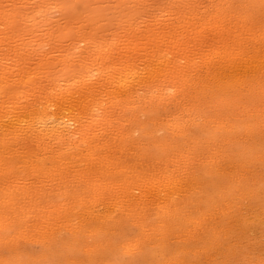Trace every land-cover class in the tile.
Masks as SVG:
<instances>
[{"label": "bare ground", "instance_id": "6f19581e", "mask_svg": "<svg viewBox=\"0 0 264 264\" xmlns=\"http://www.w3.org/2000/svg\"><path fill=\"white\" fill-rule=\"evenodd\" d=\"M27 1H28V4H29V0H27ZM32 1H34V0H32ZM46 1L50 2L52 0H46ZM55 1L60 2V3L62 2V3L60 4V3H57ZM69 1L68 2L70 4L68 2H66V1H65V3H63V1H59V0H54V2L57 3V4L53 3V1L51 3L55 4L56 6L59 5L60 8L62 6V9L64 7H66L65 5H66V3H68L69 7H67V9H69V10H66L67 11L66 12L63 9L65 14L68 13V11H70L71 9L74 11V14H76L78 11L75 12L76 9H77L75 6H77L78 2H80L79 4H83L81 2L84 1V0H82V1L81 0H72V2H71V0H69ZM106 1H108V0H106ZM112 1H114V0H112ZM143 1H145V0H143ZM188 1H190V0H188ZM197 1L198 0H196V2ZM214 1L218 3V4L216 3L217 7L220 5L218 8L215 6V8L218 9V10H223L221 15H222V17H225V18L220 19L221 18V15H219L220 13H218L220 18L217 17V18H219L221 20V21L219 20V22L223 23L224 19H228L229 18L228 16H227L228 18H226L227 11L229 12V10L232 7L236 6L235 5V4H237L235 2L236 0L235 1L234 0H218V1L214 0ZM4 2H5V0H3V3ZM38 2H43L44 3L45 1L44 0H42V1L40 0ZM47 2H45V3H47ZM85 2H86V4L84 3V8H88V7L91 6L90 3L87 4L88 1L85 0ZM103 2H101V3L103 4ZM110 2H109V4H111V5L113 3L114 4L118 3L116 1H114L112 3H110ZM125 2H123L121 4V7H122L123 4L125 5L127 3V2L126 3ZM177 2L179 4H181L179 2V0H177ZM186 2H187V0H186ZM192 2H195V1H192ZM192 2L189 3V4H191V6L188 9L190 13H188V12L185 13L188 3H185V1H184V4H181V5L183 6V8H185L184 9L185 10V12H184L185 14H190V16L194 17L195 14H196V12H195L196 8L198 6H201V5L198 4L200 1L197 2V5H196V2H195V6H196L195 7L194 5H192L193 4ZM209 2H211V1H209ZM243 2H244V0L242 1L241 4H238V5H240V6H242L243 4L244 5L245 4L246 5H250V3L252 4V2H255V0H252V2H250L249 4H247L248 1H247V3H245L246 1L244 3ZM24 3L27 4V2H24ZM32 3H35V2H32ZM32 3H30V4L32 5ZM94 3H93V5H94ZM207 3H208V1H207ZM238 3H240V1ZM30 4H29V6H30ZM35 4H37V3H35ZM53 4L52 5L51 4H49V5L45 4L46 6H43L44 5L43 4L42 6L44 7V9L45 8L46 9L44 10L40 6L42 8L41 11L42 10H44V12L46 10H51L52 11L53 10L52 8H54V7H52ZM100 4H97V5L100 6ZM200 4H203V3L200 2ZM208 4L206 5L207 8L209 6ZM97 5H96V7L98 8L99 6H97ZM184 5H186V6H184ZM213 5L214 4H212V7H213ZM244 5H243V7H244ZM6 6H7L6 4L0 5V8L1 7L4 8V9H2L3 11H1V9H0V11H1L0 13L3 14V16H1V17H6V14H7V17H8V18H3V20L1 19L0 23H3L4 19L6 21L8 20L9 22L13 21V24H10L9 22H8L9 24H7V23H5L6 21H4V24H6V25H4V24H2V25H4L3 27L5 29H7L5 32L8 34V37H9V33H13L14 34V32H15V35H12V37L10 36L9 38H7V37L5 38L4 37L5 38L4 40H2L3 37L0 38V46L2 45V43L4 45V46L0 47V50H2L0 52V238H1L0 242L2 241V239L4 237V233L6 231L14 230L15 231L14 236L16 238H19V239L21 237L28 238V237H30L32 235V237L33 236L34 237H38L40 239L39 241L43 240V243H47L48 242L47 243L48 246H47V244H45L47 247H49L50 245L51 246L55 245V243L58 242V241L65 242L63 244H66L65 247L67 249V252H72V251L74 252L76 250V251L82 253L83 255L85 254L84 257L87 256L93 261H96V260L98 261V259L95 258V260H94L93 257H91L92 249L97 250V249L101 248L102 250H104L103 253H102L103 255L105 254V252L108 253V254H105V256L110 254L111 249L116 250L115 252H117V253H121V254L123 253L124 256H125V254H127V256L129 255L130 258H131V260H129V262H132L130 264H164V262L166 261L167 258H169V261L171 260V258H174V256L170 257L168 255L171 251L169 253L167 252L168 253L167 254L168 257L166 255V253H164L165 251H167V249H166L167 248L166 246H168V245H166V244H168L167 243L168 242V238L167 237H170V236H168L170 233H176V232H179L181 230H186V231L190 232V231L198 229L199 227H203L204 228L206 225H208L209 228L214 227L215 225H218L217 227H219V226L223 225V222H226L227 218H231L230 216L232 214L229 215V213L230 212L232 213L233 208H236L235 206L232 208V211H230L228 213L229 216L227 214H224L223 212H224V206H230V203L232 205V202L236 203V201H238V198H240L242 196V195H240L239 197H237L236 196L237 191H235L236 189H240L241 190V187H239L240 185L238 184L240 182V178L238 179V175H237L238 174V170H237V172H235L234 170H230L229 168H232V167H231V165L229 163L228 164L230 166L226 165V166H229V168L224 169V166L221 165L217 161L218 159L212 158V156L213 157H214V155L218 156L221 153L220 157L222 155L225 158V162H227V160H229V161H231V164H232V163H234V162H236L238 160L237 159L238 157H239V161H240L242 156H243L241 154L246 152V149L244 148V147H246V145L249 147L250 152L252 154L255 153V152H252V150L254 149V147H252V143L255 142V141L257 143L258 140H256V138L253 137V136H249V134L252 135V133L254 132L252 130V133H251V129H253L252 126L253 127L254 126H258L257 127L258 128L257 132H259L260 135H262L261 131L264 130V106L259 105V102H262V100H258V98L260 96H261V98H259V99H262V96L264 95V78H263L264 74H261L263 71H261V73L259 71L260 70V68L258 66V64H260L258 62L259 59L254 58V59L257 60L258 64L254 63V62H250L251 60L255 61L253 59V57H252L251 60L247 59L248 61L247 60L244 61L245 58L242 59L243 55H245V53L247 54L246 51L249 49V48H246L247 50H244L245 49L244 48L243 51H245V53H243V51H242V45H243V43H245L244 38L249 36V34H248L249 32H250V35L253 32L255 41H254V39H252V40L254 42H257L258 44L259 43L264 44V33H262L263 35H259L261 33V32L259 33V31L260 30L262 31V26L260 25V21H257L259 23L258 25L261 26L260 30H259V28L255 27V26L253 27V25H255L257 23H254V21H253L254 24L252 25L251 24L252 22H249L251 24V25L249 23L247 24L249 29L250 30H253L255 28L256 29L253 30V31L248 30L249 32L247 33L248 27H246V26L244 27L246 30L244 28H242L244 30H241V27H239L240 25L245 23V20L242 19V18H243V16H244V18H246V17L242 13L241 14V15H243V16H241L242 18L241 17H238V18H239V20L240 19L244 20L243 21L244 23L242 22V24H241V21H242L241 20L240 21V25L237 24V25H239L238 26L239 28L237 27V29H236L235 28L236 26H232V25H234L233 23L238 21V20L234 19L235 22H233L234 20H231L232 21V25H231L232 27L225 23L229 29L227 27H225L226 25L223 23L224 27H225V29H224L223 25H220L221 24L220 23L219 25L216 24L218 26V28H216V25L214 26L216 28V30L214 31L213 30L214 29L213 25L215 23H214V21H213L214 24L210 23V21L212 20L211 18L214 19L215 18L214 16H216V15L210 16L211 20L208 18L209 19L208 22L211 24L210 26H208L209 23H205V22H207V20H206L207 18L204 17L205 15H201L202 11L201 12L199 11L201 13L199 15H201L203 18H205V19H203L201 17V19H203V21L206 20V21H204L203 24H207L205 26H207V28H210V29H208L209 30L208 33L212 32V30L214 31V32L210 33V34H212L211 36L208 35L209 37L205 35V38L208 37L210 39V37H211V39H213L215 37L213 35H215V34H216V36H217V34L219 35L218 39L221 38V39H219V41H221V42H215L216 39H214V43L215 44H213V41L211 40V44H213V45L208 43L207 39H204V43L207 40V43L210 44V48L211 49H210V51L208 50L209 51L208 52V51H204L203 50L204 49L203 45H202L203 43L202 44H200V43L198 44L197 43V42H199V40L201 41L204 38L203 35L206 32L204 31L203 28H205V26L202 27L203 24L201 26V23H200V26H198L200 28V30H201V27H202V29H203L202 32H205V33H203V35H201L202 33L198 30L199 28L197 27V24H195L196 27H197L195 29L190 28V26H189V24L192 23V21H193L192 19L193 18H190L191 22H189L188 21V20H190V19H188L189 16L183 17L179 13L181 15V16H179V14H177L179 16V18L183 17L182 19H179V20H181V25L178 24V22L176 21L177 22V24H176L177 27L180 26V31H177L179 29H177L175 27V29H177V30L172 28L173 30L170 29L171 31L167 32L168 29L166 27V29H167L166 33L158 34L157 33V29H159V28H156V29L154 28L155 29L154 30L153 27H152L153 32L152 31L150 32L148 28H145V27L142 28L144 30V32L141 30L144 33L143 37H145L146 39L143 38V37H142L143 39L142 38L141 39L145 40L147 42H151V43H148V44H151V45L154 44V43H157L158 48L155 45V47L157 48V49L155 48L156 50L154 49L153 51H151V49H149V51H150V53H149V51H147L148 48H147V50H146L147 52H146V51H144V48L142 47V49L141 48L140 49L143 51V53L141 52V54H139V52H137L138 50L133 48V46L130 45V44H129L130 46H128L130 51L129 50H124V49H127V47L125 48V46H122V47H124V49L122 50L123 54L124 53L127 54L128 51H129V53L133 52V54H135V56L133 55V58H132V53H131L130 59H127L126 57L122 58L123 54H121L122 56H120L118 58H120V59L122 58V60H120L119 62H114V58H116L119 55V53H120V52L119 53L117 52L116 53V57L114 56L115 51H117L115 49V47L117 49H119V48L122 49L121 47H119L120 43H118L119 44L118 45L116 43V41L114 42V40H113L114 44H112V45H115V43H116V45H118L119 48L116 45L112 46L111 43L109 42V41H111V40H109L110 38L103 40L105 38L104 36H101L103 34H101L100 36L102 38L103 37L104 38L102 39V41H100V38H98V37H100L99 36V33H100L99 31H98V33L97 32L96 33L93 32V34L95 33V35L98 34L97 35L98 40L93 38L91 32L89 33V30H90L91 26L93 25L92 20H91L92 25L90 26L89 25L90 24V21H89L90 17L89 16H87L88 18L86 16L84 17V15H85L84 14V15H82V17L87 18V19H85V21L87 23H85L84 18H82L81 15H80L81 14L80 13L81 11H80L79 12L80 14H78V15L76 14V16L77 17L79 16L78 18L83 20V21H81L82 24L84 22V24H87L88 27H89V29H88V33L89 34L86 33L87 30L85 29V33H83V36H82L81 33L84 32V29H80L79 28V31H80V34H81L82 38H86L85 36L88 34L87 35L88 42L87 43L85 42L86 39H82V40H84L86 45L88 44V46H85V44H83L85 50H87V54H89L91 52V56L90 57L92 59H91V63L89 62V65H88V67L91 66V68H88L86 66L87 68H85V72L82 71L83 72L82 74L81 73L80 74H76V75H71L70 74L71 76L66 74V75L69 76V77L66 78L65 74H64V76L62 75L63 71H64V73H66L65 71L69 67L72 68L71 66H67L68 65L67 63H69V61H71V59H72V61H73V62L71 61L72 63H74V61L76 62L75 66L78 64L77 63V61H78L77 59H76L77 61L73 60V59H75V58L80 56L79 55L80 51L78 53V50H80V48H78V46H79L77 44L78 42L75 41L76 42V46H77V51H76V49L75 50L74 49L73 50L69 49V48H72V46L75 47V45H72V43L74 41L69 43L70 44V47L68 46L69 48L63 46L65 44L60 45V46H63V48H59V47H57V49L55 48L54 51L63 49V50H65V52L62 50L64 52V53L62 52V55H63L62 57H61V54L57 55V53L59 54V52H56V51H55L56 53L52 52V54H54V55L56 54L58 57L60 56V58H57V57H56L57 59L54 58V61H52L53 59L51 60V57L52 56L54 57V55L50 56V53L48 54V52L52 51V50L47 48L48 52H46V53L49 55V59L50 60L46 59V57H47L46 54L45 55L40 54V56L38 55L39 58L37 57L38 59H36L34 61V63L36 62L35 66H34V63L30 62L32 64V66H31V64H29L28 66H30V67H28L27 64L29 62L28 60H30L29 57L32 58L31 56H33V54H36V52L33 53L30 50V49L34 48L36 44L34 45L33 42L31 43V41L29 42V40L30 39L33 40V41H35L37 39L39 40L40 38L45 36V34H43L45 32V30L42 29L44 31H42L43 33L40 34V36L37 33V35L39 37L36 35L37 37L34 38L35 40L32 39V38H29L27 36L29 38V40L27 42L32 44V45H34V46L32 47V45H30L31 46V48H30V46L25 45V46H28L30 51L28 50L27 47L23 48L24 47L23 45L26 42H23V39H20L22 36H20L18 34V33H20V32H18V29H19V27H21V26L18 25V24H20L19 20H18V17H20V16H18V17L16 16L18 12H16V15L13 13L16 10V8L14 7V9H13L14 11H12V13L14 15V18H12L13 17V15H12V16H10L12 18V20H9L10 17L8 16V13H9V15L11 14V11H10L11 9L9 8L10 10L6 11L8 13L4 14V12H5L4 10H6ZM34 6L32 8H36V5H34ZM47 6H51V8L49 7L50 9L49 8L47 9ZM204 6H205V4H204ZM243 7H240V8L242 9ZM29 8L30 7H28V9ZM84 8H83V5H82V9H84ZM106 8H107V6H106ZM111 8H113V6ZM199 8L200 7H198L197 10ZM215 8H214V10L216 11ZM259 8L261 10V7H259ZM36 9L37 10L33 9V11H32L33 15H35V13L36 14L37 13L38 14H43L44 13L43 11H42L43 13L41 11H40L41 13L39 12L40 8H36ZM105 9H102V10H105ZM236 9H235V11H236ZM57 10L60 11V9H57ZM89 10H88L86 15L90 14ZM113 10H115V7L113 8ZM123 10H125V9H122V13H123ZM208 10L209 9H207V11L206 10L205 11L208 13ZM242 10H241V12H242ZM34 11H35V13H34ZM92 11H90V12L92 13ZM235 11H231L232 18L234 17L232 12H234L236 14ZM249 11L250 10H247V13H246L248 16L250 14ZM261 11H263V10H261ZM238 12H237V14H238ZM241 12H239V13H241ZM255 12H256V10H255ZM30 13H31V9H30ZM46 13H48V11L44 13L47 16ZM55 13H56V11H55ZM83 13H84V11L82 12V14ZM120 13H121V11L119 12V14ZM130 13H131V11H130ZM65 14H64V18L67 15V14L66 15ZM109 14H111V13L109 12ZM114 14H115V12H114ZM45 15L43 17L41 16L42 17V21L45 20L44 18H47V17H45ZM61 15H62V13H60V16ZM69 15H68V17H72V19L74 18V21H75V19H76L75 15H73V14H71L70 16ZM103 15H105V14H103ZM128 15H129V13H128ZM133 15H134V13L132 14V16ZM31 16H32V14H31ZM52 16H55V15H52ZM56 16L58 17V15H56ZM100 16H101V14H100ZM238 16H240V15L238 14ZM35 17H36V19L34 17H31V18H33V20H35L36 23H39L37 21V19H39L40 15H38V17L35 15ZM173 17H175L174 14H173ZM16 18L18 20V24L15 25L14 21H16V23H17ZM94 18L100 20L101 17H99V18L98 17L97 18L94 17ZM103 18H102V20H103ZM196 18H197V16H196ZM255 18H256V15H255ZM261 18L264 20V18L262 16H261ZM72 19L70 18V20H69V18H67V22L70 21V23L73 24L74 21H72ZM80 19H79L78 23H81ZM91 19H92V17H91ZM95 19H93V20H95ZM127 19L122 20V21L126 22ZM168 19H170L172 21V18H167V22L169 21ZM176 19H178V18L176 17ZM197 19H195L194 21H196ZM33 20L31 22V24L33 22H35ZM54 20H55V18H54ZM105 20H107V17H106ZM199 20H197L198 23H199ZM251 20H253V19H251ZM263 20H261V24H262ZM39 21H41V18H40ZM48 21L50 22V20H48ZM63 21L65 22L66 19L63 20ZM116 21L117 20H115V23H116ZM120 21L121 20H119V22ZM161 21L156 20L157 24L160 23ZM225 21H227V20H225ZM246 21H247V19H246ZM49 22H46V24L48 23V26H49ZM95 22H96V20H95ZM134 22H135V20H134ZM156 22H155V24H156ZM167 22H166V24L163 23V26H164V24L165 25H167V24L169 25L170 24L169 26L171 28L172 24L171 23H167ZM201 22H202V20H201ZM230 22H229V24H230ZM238 22H236V23H238ZM96 23H98V22H96ZM130 23H128V25ZM53 24H55V23H53ZM53 24H51V25L54 26ZM61 24H63V23H61ZM68 24H69V22H68ZM153 24H154V22L152 24H149V26L153 25ZM155 24L153 26H155ZM9 25L10 26L13 25V26L10 27ZM57 25H58V23H57ZM87 25H85L84 27H86ZM159 25H161V24H158V26ZM192 25H193V23H192ZM5 26L8 27L9 29L6 28ZM16 26L18 28H16ZM35 26H37V25H35ZM35 26H32V27H35ZM60 26L61 25L57 26V29H59L58 27H60ZM78 26H80V25H78ZM119 26H121V25H119ZM132 26H133V23L130 24L131 28H132ZM183 26L185 28L187 27L189 29V31H188V29L186 28L187 31L190 32L191 35L190 34H185V32L183 33V30H182V33H181V28ZM3 27L2 26L0 27V30H1L0 31V37H1V35L2 36H4V35L7 36V34L4 32L5 29L3 30ZM13 27H15L17 30L14 29ZM29 27H30V25H29ZM32 27H31V29H32ZM84 27L82 26V28H84ZM88 27H86V28H88ZM172 27H173V25H172ZM211 27H213V28H211ZM233 27H234L235 30L233 29ZM12 28L14 29V31H11ZM50 28L51 27H49V29ZM55 28H56V25H55ZM55 28L53 27V29H52V30L56 31L55 32L56 33L55 38L58 37V35L61 37L64 34V32L67 35L70 32H71V34H73L72 36H74V34L77 35L76 33H72V31H73L72 28H74V30H77L78 27H77V29L75 27H73V26H72V28L69 27L67 29L68 30V32H67V30H65V28H63L61 26L60 30H59L60 33H58L57 29H55ZM123 28H124V26H123ZM96 29H97V27H96ZM145 29L148 30L149 33H146ZM162 29L164 30V28H162ZM238 29L240 31H238ZM30 30H29V33H30ZM99 30L101 31V29H99ZM129 30L132 31V29H130V28H129ZM256 30H258L257 35H255L256 33H254V31H256ZM19 31H20V29H19ZM51 31H48L50 33L45 32L46 36H49L53 32L52 33L53 36H52V34L50 36L54 37V31H52V32ZM118 31H120V28H119ZM133 31L136 32V33L133 32V34H136V35L138 34L136 30H133ZM139 31L140 30H138V32ZM141 31H140V34H141ZM34 32H35V29H34ZM61 32H63V33H61ZM76 32L79 33L78 31H76ZM107 32H108V30H107ZM122 32L123 31H121V33ZM161 32H162V30L159 31V33H161ZM220 32H221V34H220ZM243 32H245V33L243 34ZM47 33H48V35H47ZM121 33H119V34H121ZM129 33H131V32H129ZM145 33H146V35H145ZM199 33H201V34H199ZM222 33L226 34V37L223 36ZM20 34L24 36V34H26V33H24V34L20 33ZM110 34H112V33H110ZM89 35H90V37L92 36L91 40H89L90 39ZM104 35L108 36L106 34H104ZM184 35H186V37ZM187 35H190V36L188 37ZM199 35L202 36L203 38L200 37ZM227 35H229V36H227ZM244 35H246V36L244 37ZM78 36L81 37L80 35H78ZM135 36H133V35L130 36V39H133L132 37H135ZM51 37H50V39L52 40L53 38H51ZM71 37H68V38L71 39ZM117 37H118V35H117ZM45 38H42V39L48 40L47 38L46 39ZM55 38H54V40H55L54 43L58 44L57 46H59V43H61V42L58 41L59 43H56V41H57L56 39L57 38L56 39ZM64 38L65 37H63L62 39H64ZM72 38H74V37H72ZM215 38H217V37H215ZM251 38L252 37H250L249 39H251ZM12 39H13L12 45H10L11 43H7L8 41L10 42V40H12ZM14 39L15 40L16 39L19 40V41H16L15 43L18 42L20 44V42L22 41L23 43L21 42V44H23V45L20 44L19 47H18V43H17V44H15V46L17 45L16 46L17 48L14 47V45H13V43L15 41ZM50 39L47 41L48 43H51L53 41V40L50 41ZM60 39H58V40H60ZM218 39L216 41H218ZM41 40L38 41V42L37 41H35V42L36 43H41L42 42ZM65 40H63V41H65ZM127 40H129V38ZM142 40H139V41H142ZM232 40H234L236 42L237 48H235L236 45L233 44ZM3 41L8 46H10V48L6 47V44ZM158 41H159V44L162 43L163 45L164 44L165 45L163 47H159ZM47 42H46V44H47ZM142 42H140V43H142ZM189 42H193L192 44L196 43L195 45H198V46L201 45L202 46L201 48H203V49H201L202 50L201 52H203V54L200 52L199 55H198V52L200 51V46L198 48L199 51L196 50L197 51L196 55H195V53H194V55L192 54L193 52H195V50L193 51V49L191 51L192 53L189 54L188 51L190 52V49L192 47L194 48V46H195V45L191 46L189 44ZM209 42H210V40H209ZM249 42H250V40H249ZM43 43H45V42H42V44ZM80 43H81V41L79 42V44ZM89 43H91L93 45V47H91V48H94V51H89V53H88V48H89V45H90ZM124 43L126 44L127 42H124ZM140 43H137V44H140ZM207 43H206V45H207ZM216 43H218V44L220 43L221 45L219 47H217ZM246 43H248V42H246ZM257 43H255V44H257ZM42 44H41V46H42ZM52 44L53 43H51L50 45H52ZM55 44H53V45H55ZM148 44L146 43V45H148ZM255 44L253 45V43H252L251 44L252 47L255 46ZM258 44L256 45L257 48L258 47L261 48L260 45H262V44H260V45H258ZM38 45H40V44H38ZM38 45H37V47H39ZM121 45H123V44H121ZM188 45H189V47L191 46V48H189ZM247 45H249V43ZM21 46H23V47H21ZM80 46H82V45H80ZM131 46H132L133 49H131ZM165 46H169V47H165ZM198 46H195V48L198 47ZM11 47L12 48L14 47V48L11 49ZM64 47H65V49H64ZM204 47H206V46H204ZM8 48H9V50H6ZM66 48H67V50H66ZM150 48H154V47H150ZM43 49H45V48L43 47ZM12 50H13V52H11ZM37 50H35V51H37ZM40 50H38V51L41 52V53H43V52L45 53L44 50H43V52H42V50L41 51ZM89 50H90V48H89ZM91 50H93V49H91ZM7 51H9V52H7ZM112 51H114V53ZM124 51H127V53L124 52ZM260 51L261 50L258 51V54L264 55ZM204 52H206V53H204ZM60 53H61V51H60ZM77 53H78L79 56L77 55ZM109 53H110V55H109ZM136 53L139 54V55H137ZM82 54L86 55L85 53H82ZM218 54H219V57L222 60V63H220L219 65L216 64L217 65L216 66V65H213V63H214L213 61H215V60H213V58L216 55L218 56ZM248 54H251V52L248 53ZM108 55L110 56V58H111V56H113L114 57V58H112L113 60L112 59L109 60ZM192 55H193V57H192ZM256 55H257V53H256ZM262 55H259V56H262ZM196 56H199V57L196 58ZM72 57H74V58H72ZM80 57H82V55ZM80 57L78 59H80ZM83 57H86V58L88 57V59H90V57L87 56V55L83 56ZM83 57H82V59H83ZM249 57H251V56H249ZM8 58H10V60L13 58L18 63L21 61L20 65L18 64V66H17V63L14 62L16 67H17V68L15 67V70L17 72H15V71H13V72L17 73L18 75H16L15 73H14V75H11L13 73L10 72L11 70L14 69L13 66H15V65L12 66L13 69L10 68L11 66H8L9 69H7V67H6L7 65L4 66L5 63L7 64V62H5V61L8 60ZM86 58H84V59H86ZM239 58L242 60L241 63L244 62L242 64H245L247 62V64H246L247 68H245L242 73H240L239 70L237 71V73H233V72L227 73L228 67L237 65L236 62L239 61ZM247 58H248V56H247ZM34 59H35V57H34ZM37 60H38V62H37ZM47 60H49V62H47ZM58 60H60V61H58ZM101 60H103V61H101ZM93 61L95 63L92 66L90 64H92ZM263 61H264V57L262 56L261 62L264 63ZM58 62H60V63L58 64ZM78 62H80V60ZM81 62H83V61H81ZM84 62H86V61L84 60ZM197 62L203 64L202 66L205 67V70H204L205 72L204 73L203 72L199 73V72L202 71V70H200L202 68L199 67ZM52 63H56L58 65H54ZM21 64H23V65H21ZM80 64H84V63H80ZM253 64H255V65H253ZM251 65H253L254 67H251ZM2 66H4V68H2ZM60 66H61V68H60ZM263 66H264V64L262 65V67ZM58 67L60 69H58ZM30 68H32V70ZM83 68H84V66H83ZM190 69H192V70L190 71ZM233 69L235 70V68H233ZM233 69H232V71H233ZM68 70H70V69H68ZM196 72H198V73L194 74ZM235 72H236V70H235ZM60 75L63 78H61ZM94 75L96 76V78H99V80H100L99 82H97L98 79L96 81H94L92 79L94 82L91 80V77L94 76ZM162 81H164L165 83L162 82ZM96 82L99 83V85L97 87L95 86V85H97ZM246 85H247V87H246ZM142 89H145V91L143 92ZM99 90H100V92H99ZM140 90H141V92L143 94L140 92ZM166 93L168 94V96H169V94L170 95L173 94L175 99H176L174 104H172L173 106L171 105L172 106L171 109L162 107V105H161V101L160 100H162V99L165 100ZM208 93L211 94L210 97H213L212 99H217V101L215 100L216 102H214L215 105H216V103L218 102V99H219V101H220L219 104L220 105L217 104L218 107L217 106H215V108L213 107L214 106L213 101L210 102L213 105H210L208 99L206 98L208 96L203 97V96L207 95ZM201 94H203V96H201ZM201 97H203L202 98L203 100H205V98H206V102L208 101L209 106H211L212 108H208L209 106L206 105V102L204 104V102L202 101ZM168 98H166V99H168ZM39 99H44V100L46 99V100H45V102H42ZM131 99H132V101H133V99L135 101H136V99H139V100L147 99L148 102H146L147 100H145V102L149 103V104L151 103V106L155 105L156 102L157 103H156V107L153 106L154 107L153 109L151 107H149V108H151V109H149L148 106H147L148 110L146 108V105H149V104L144 105L145 106L144 108L147 110V114L146 113L145 114L148 115L147 119L146 118L144 119V117H143L144 115L143 116L141 115V114H143L145 112V109L143 111V108L141 107L142 103L140 104L141 106L140 105L137 106L136 105L137 103H135V107L134 106H129L130 104H128V103H129V101L131 102ZM23 100H24V102H23ZM256 100H258V103L254 104V102ZM263 101H264V99H263ZM141 102H143V100H141ZM169 102H171V101H169ZM157 104H160V105H157ZM261 104L264 105V103H261ZM126 105L128 107H125ZM131 105H133V104H131ZM251 105L255 106V108H256V106L259 105L260 109H259V107H258V109L256 108V110H258L259 112L256 111L257 113H255V111H250L252 109V108H250ZM205 106H206V108H205ZM239 106L240 107L242 106L243 109L241 108L242 110L241 109L236 110L237 107H239ZM261 106H262V108H261ZM160 108H162V109H160ZM207 108L209 109V111H208ZM126 110H127V112H125ZM160 112L164 113V115H165L164 117H163V115H161L164 119H165V117L167 118L166 121L164 120L165 122L161 121L163 124L160 123V120L158 122V117H161V116H159ZM234 112L235 113L239 112L241 114L239 116L232 117ZM125 113H128V114H125ZM124 115L126 117L128 115V117L130 119V124L128 122H126V123L131 125V127H128L129 125H127L125 123L128 128H132L135 125L136 130L139 129L140 133L143 136H147V137L150 138V139L149 138L147 139V141L149 140V143H150L151 139L153 141L155 140V142H156V143L154 142L155 144L154 143L152 144V146L156 145V151H154L155 153L153 152L154 155H151V157L153 156V158H151V159L147 158L149 160H145V161L148 162V161H150L152 159H153L152 161H154L156 159L155 162L157 160L158 161L161 160V162H162V160L165 161V159H169V158L172 159L173 158V160H174L173 162H176L175 163L176 167L173 168L172 171H169V170H171L170 169L171 166L168 167L169 170H167L166 167L165 168L164 167L163 168H158L160 166V164H159L158 167H150V166L144 165L145 167L144 166L141 167V168H144V169L137 170V168L135 166V164H137L136 162H135V164L131 163L130 164L131 166L129 165L130 167L128 169L125 168V170H121L122 166L120 167V165L117 164L118 162H116V166L113 165V166H115L114 170L118 169L119 172H117V174L120 173V175L118 174L117 177L111 176V174L113 173L114 170L113 171H109L110 170L109 167H112V165L110 166V164L107 161L110 160V159H113V155H112L111 158H110V155H109L110 159H105L104 156H106L107 154L104 155L103 151L101 150V149L106 148L107 139H104L105 141L98 142L97 133L94 131V129H96L97 126L94 127V129H92L91 125L93 124L92 122L97 120V119L102 121V123L103 122L106 123L109 120L112 121V119H115V122H116V120H118L119 118H121ZM227 115H229V116H227ZM140 116L143 117L144 120H146V121L148 120L147 123H145L146 125L143 124L145 121L141 122V120H140L141 117ZM185 116H186V118H185ZM225 116H227V117H225ZM213 117H215V119ZM231 117L232 118H237L238 120L234 121V119L232 120ZM148 118H151V120L148 119ZM215 120H216V122L218 121V123H219V120H220V122H224L221 125V127L219 128V131L221 133H223L224 136L227 134L225 137H220L216 133H215L214 136H212L211 133L214 131V128L212 129L213 131L211 130L212 131L211 133H209V131L207 130L209 128L208 127L206 128V126L207 125L209 126ZM127 121H129V120H127ZM150 122H151V124H148ZM189 123L192 124V125H190V127L193 126V125L196 126L195 129H194V127L192 128V130L194 129L193 132L196 131V129H197L196 133L198 132L193 137L189 135L190 134L189 128H188L189 127L188 126ZM160 124H161V126L163 125L162 127L164 129V132H163V134L161 136L158 134V136H160V137L156 139V133H157L156 131L157 130H159V131L161 130L160 126H159ZM111 125H114V123L113 124L111 123ZM123 125H124V123H123ZM126 125H125V127L123 126L124 129L127 128ZM117 126L118 125H116V127L114 126V128H117ZM71 127H72V129L74 128V131H75V134L73 136L78 134V137H79L78 139H76V138H74V139H76L80 144H83V145L86 146V147H84L85 148L84 150H86V152L83 153L79 157L80 160H77V158L74 159L72 157L75 154L73 155V153L70 152V150H68V149L73 148V147L72 146H66L65 144H61V142L59 140L61 145H65V149H67L70 152V155L71 154L73 155L70 158H72L74 160L71 159L72 160L71 161L69 159L70 162H68L70 170H71V168L73 169L70 172V170L69 171H64V168L66 166L64 163H67L65 161L67 159H63L62 158L66 154L69 155V152L63 151L64 148H61L60 150H62V151H60L57 155H53V156H52L53 153H51L49 151L51 153L50 154L47 151L50 154V155L47 156V154L44 151H46L48 149L50 150V146H48L49 143L46 141L47 138L53 137L55 134H61L62 132L64 133L65 130L67 131V129H69V128L71 129ZM158 127H159V129H158ZM217 128L218 127H216V129ZM100 129H102V128H100ZM192 130L190 128V131H192ZM242 130H244L245 132L242 131ZM74 131L72 130L70 132L74 133ZM111 131H113V130H111ZM118 131H120V130H118ZM126 131L128 133V130H126ZM161 131H163V130H161ZM186 131L189 134H187ZM215 131H217V130H215ZM68 132H69V130H68ZM193 132H191V134H193ZM104 133H105V130H104ZM131 133H133V130H131ZM221 133H219V134L221 135ZM240 133H243V135H240ZM68 134H71V133H68ZM119 134H120V132H119ZM129 134H130V131H129ZM179 134H182V136L179 137ZM185 134H186V136H185ZM132 135L133 134H130V136H132ZM142 135H140V136H142ZM134 136L136 137V135H134ZM27 137L33 138V139L38 141V147H40L41 149L39 148L40 150H37V151H39L40 153L37 152L36 154H32V155H35V156L31 157V159L30 158L28 159V158H20V157L22 155H25L26 153H29V151H26V153L23 152L24 154L21 153V152H18L19 154L21 153V156L19 158L17 156V158H16L15 156H16L17 153L15 154V152H14V154H13V151H11L12 150L11 148L13 147V148L18 149L16 145H18L19 140H22V144H25V143H23V141L24 140H28ZM191 137H192V140H190L188 142V139H190ZM30 138H29V140H30ZM100 138H99V140H100ZM70 139L72 140V138H70ZM116 139H117V140H115L117 142L116 145L119 146V147H117L118 149H120V148L122 149L124 146L129 145L130 138H129V135L125 136V133L122 136H120V137H116ZM137 139L138 138H136L135 140H137ZM144 139H146V138H144ZM55 140H57V139H55ZM76 140H75V142H77ZM131 141L135 142L133 140H131ZM137 141H139V139ZM9 142H11L10 145H9ZM30 142H32V141H30ZM111 142H112V144L115 145L114 140H112ZM57 143H56V145H57ZM71 143H72V141H71ZM71 143H70V145H72ZM144 143H145V141L143 143H141V144H144ZM19 144L21 145L20 142H19ZM134 144H136V142ZM138 144L139 145H137V146H140V143H138ZM76 146H75V149H76ZM108 146H109V144H108ZM134 146L135 145H133L132 148H136V146L135 147ZM147 146L150 148L149 145H147ZM19 147H21V146H19ZM30 147H29V149H30ZM111 147H113V146H111ZM81 148H82V145H81ZM141 148L139 150H141ZM261 148H259V149L261 150ZM143 149L144 148H142V150H141L142 152H143ZM22 150H24V149H22ZM32 150H34V149H32ZM72 150L74 151V148ZM100 150L102 151L103 156L100 153ZM115 150L116 149H114V151ZM149 150L151 151V149H148V151ZM171 150L174 151L173 153L176 152L175 150L179 151L180 152V156L179 155H177V157L170 156V153L172 152ZM14 151H15V149H14ZM76 151L77 150H75V152ZM118 151H116V152H118ZM125 151L123 150L122 152H125ZM129 151H132V150H128L127 152H129ZM136 151H137V149H136ZM150 151L148 152L149 154H150ZM55 152H57V151H55ZM77 152L79 153V150ZM107 152H109V151H106L105 153H107ZM122 152L118 153V154L122 155L123 154ZM204 152H206L207 155H208V157L205 158V161L201 160L202 158L200 159V156L202 155L201 153H204ZM110 153H111V151L108 154H110ZM145 154H147V153H144V155ZM177 154H178V152H177ZM144 155L142 154V156H140L141 159L143 158L141 160L142 164H143L144 158L146 156H148V154L145 157H143ZM173 155H176V154H173ZM193 155H198V160H197L198 162L196 161L197 158L195 160L193 158H192L193 160L190 159L191 157H195ZM207 155H205V156H207ZM237 155H241V156H237ZM244 155L246 156L247 154H244ZM76 156L77 155H75L74 157H76ZM133 156H135V153H134ZM245 156H243L242 159H244ZM136 157H138L137 154H136ZM181 157L182 158L183 157L187 158L188 162L186 163V161H185L186 159H185L184 160L185 163L180 165V163H178V161L180 160L179 158H181ZM106 158H108V156ZM118 158H119V156H118ZM118 158L115 157V159H118ZM135 158H133V160ZM140 158H139L138 161H140ZM94 159L95 160L98 159L97 163L100 160L99 161L100 164L97 165V170H95L96 168L94 170L91 168V167H93L92 166L93 164L91 165V167H89L90 165H88L86 168H84L83 171H80V170L76 169L77 166L79 168L82 165L87 164V162L89 160H93L94 161ZM115 159H113V160H115ZM124 160H125V158L123 159V161ZM130 160L132 162V159H130ZM244 160L241 161L242 166L248 165L247 164L248 156H246V159H244ZM249 160H251V159L249 158ZM123 161H121V162H123ZM125 161H127V159ZM181 161H183V160H181ZM124 162H123V165L125 163L127 164V162H125V163ZM92 163H94V162H92ZM113 163L115 164V162H113ZM119 163H120V161H119ZM68 164H67V166H68ZM155 164H157V163H155ZM168 164L171 165V162H168ZM172 165H174V164L172 163ZM178 165H180V166H178ZM84 166H86V165H84ZM84 166H82V167H84ZM146 166L149 167V168H146ZM132 167L133 168L135 167L136 169H131ZM138 167H139V165H138ZM138 169H140V168H138ZM121 171H122V174H121ZM123 171L125 172V174L123 173ZM177 172H178V175H177ZM180 172H182V173H185V172L186 173L187 172L191 173V172H193V175L191 177L187 176L185 178V180H183V182H182V183L185 182V185L183 184V185H180V187H178L177 183L179 181H181ZM105 175H107V176L105 177ZM244 175H246V173ZM29 176H31L32 179H33V176H34V178L37 176L38 179L41 178L47 185H48V182H49L50 183V187L51 186L52 187L54 186V187L53 188L51 187V189L48 190V191H45L43 189H39L38 188L39 186L36 189H33L31 187V185H33L32 182H29V180H28V179H31V178H29ZM260 176H259V178H260ZM79 178H83V181L86 180V182H87V185H86L87 187L85 189V191L87 193L85 192V194L83 193L82 189L81 190H74V189H72V187H70V188L67 187L68 183L70 185V183H73L74 180H78ZM182 178H183V176H182ZM247 178L248 179L251 178L254 181L257 180L256 179V174H254V173L252 175H250L249 177H247ZM35 179H33L34 180L33 183L35 182ZM193 180L196 181V182L199 180L198 182L201 184V185L199 184V186L201 187V190L206 192V193H202L203 195L204 194L206 195L208 193V195H206L207 196L206 197V201L204 200V197H202V198L200 197L201 195H198L199 197L197 196L199 199L201 198L202 201L204 200L205 203L201 202V200L199 201L197 197L196 198L193 197L192 196L193 193L190 194L189 192H188L189 194H187V195L184 194V196H183L184 199L181 200L179 198L180 194L182 193V189H185V191H186L187 188H190L192 182H194ZM83 181H79V182L83 183ZM40 182L41 181L39 180V182H36V183L42 184ZM196 182L194 183L195 187H196ZM19 183H21L22 186L18 185ZM186 183H187V186H186ZM249 183H250V180H247L246 181V187L243 188V192H242L243 195L246 194V193H249V192H250V195H251V193L255 190V188H250L248 186ZM47 185H46V187H47ZM40 186L43 188V185H40ZM48 187H49V185H48ZM83 187H85V186H83ZM151 187L156 189V192L154 194L151 192V194H153L155 196H153L152 200H151V198L146 200L147 197L149 196V193H150V192L148 193V191H150V189H152ZM200 187H199V189H200ZM136 189L138 190L137 191V196L143 194V196L141 195L144 198L143 201L146 200V201L143 202V204H145V203L147 204L148 201L149 202H152V201L154 202V200H155L154 205H155L156 209L153 208L151 205H149V208L152 207L153 210H157L154 217H152L151 215L148 216V213L145 214L144 212L143 213L145 215L141 214V211L140 212L136 211V208L134 209L132 206L131 207H127L129 205H127V206L124 205L123 206V203L125 202L123 200L127 199L128 197L131 199L132 197L129 194L130 193L131 194L136 193V192L132 193V191L136 190ZM193 189L196 190L194 187H192V191H193ZM199 189L196 190V191L199 192ZM258 190H260V187L258 188ZM258 190L255 191L254 193H252V194H254V197L256 195L255 193L259 192ZM139 191H142L143 193L139 192ZM144 191L147 192L148 196H147V194ZM192 191H190V192H192ZM104 192L105 193H110V194H113V193L116 194L117 192H121L123 194L122 197L121 198L119 197L120 199L115 202L116 206H117V208H115V209L116 210H120L121 209L122 213L121 212L118 213V214H121V215H119V216L116 215L117 211H115V213H112L110 211H105L102 214L100 212L101 215L98 216V218L95 219V220H92L91 216L86 218L87 216L85 214L84 215L86 217L85 216L83 217L81 215L80 216L77 215V213H79L78 211L82 209L80 207H83L86 204H88V203H86L87 200H88L87 202H89V203L94 202ZM198 192H196L194 194L196 195V194H198ZM235 192H236V194H235ZM87 195H89L90 197H87ZM132 196H134V194ZM245 196L247 197V195H245ZM246 197H245V199L243 198L244 201L247 199ZM256 197H257V195H256ZM194 198L196 200H198L199 202H201L200 204L203 203V206L205 204V206L203 207V206H201L199 204L196 205L195 204L196 202H192L193 200H195ZM248 199H250V200L252 199V201H254L252 196H251V198L248 196ZM127 200H129V199H127ZM133 200H132V202H133ZM139 200H141V199H139ZM179 200L181 202L184 201V203H183L184 205L182 204V206H181ZM101 201H102V199H101ZM108 201L109 200H107V202ZM129 201H128V204H129ZM244 201H243V204L246 203ZM105 202H106V199H105ZM137 202H139V201H137ZM149 202H148V204H149ZM190 202L194 203L197 207L194 209V207H195L194 205L190 206L191 208L193 207L194 210H191V208H190L191 212H189V214L184 215L182 213V209L181 208L183 206H185V205L188 206L189 205L188 203H190ZM260 202H262V201L260 200ZM237 203H239V202H237ZM251 203H253V202H251ZM98 204L99 203L97 202V206L100 205V204L99 205ZM243 204H242V206H243ZM137 205H138V203H137ZM236 205H238V204H236ZM90 206H92V205L90 204ZM103 206H105V205H103ZM113 206L114 205H112V208H113ZM136 206H134V207H136ZM138 207H141V206H137V208ZM212 207L213 208L215 207V208L212 209ZM238 207L236 209L237 210H239V209L241 210V207L239 209H238ZM96 208L98 209V207H96ZM103 209H104V207H103ZM236 209H235V211H236ZM36 210L44 212L43 213V217H42L44 222L40 223V224L37 223L39 225H35L34 228H33L34 229V233H31V228L32 227H30L28 225H24L25 224L24 222H26L25 220H27L28 217H30V215L33 212H35ZM100 210H102V209H100ZM140 210H141V208H140ZM184 210H188V208L184 209ZM149 211H150V209H149ZM219 211H220V214L221 213L224 214L223 219H221V220L218 219L219 223H220V221L223 220L222 224L220 223V225L216 224L217 221H215L216 223L213 221L215 219V215L217 213H219ZM151 212H152V209H151ZM114 214H115V216H118V218H113ZM238 214H239V212H238ZM49 215H51V216H49ZM217 216H219V214ZM235 216H236V219H237L238 218L237 215H234V217ZM149 217H151V218H149ZM93 221H94V223H93ZM227 221H228V219H227ZM212 222L215 223V224L212 225ZM128 223H130L129 225L132 224L135 227V229H136L135 231H129V233L130 232L131 233L132 232L133 233L136 232V234L132 233L133 234L132 239H130V237L132 236L131 233L130 234L128 233L127 236L128 237H129V235H131V236L129 238L126 236L127 237L126 238L125 237L126 234L124 233L125 234L124 235L123 231L121 229V228H123L122 226L124 224L126 225ZM233 223H237V222H233ZM52 224H57L58 227H60L61 229H66L68 231V236L67 237H62V236H60L58 234V232H57L58 235H55L56 229H54V227L57 226V225L54 226ZM227 225H225V226L227 227ZM231 225L232 224H230V226ZM17 226H18V229H17ZM208 226H206V227L208 228ZM225 226H223V227L226 228ZM87 227H89V228H87ZM228 227H227V229H228ZM236 227H238V226H236ZM131 228H129V230H131ZM203 228H202V230H203ZM215 229H218V228H215ZM229 229H232V228H229ZM85 230H88L90 232L88 236L85 235L86 234ZM127 230H125V231H127ZM202 230L199 229V231L197 230V232H199V234H200L201 233L200 231H202ZM222 231H224V229H222ZM229 231H230V234H231V230H229ZM84 232H85V234H84ZM203 232H204V230H203ZM219 232H221V231H219ZM181 233H184V232L181 231ZM212 233L214 234L215 232H212ZM249 233H251V232H249ZM9 234H8V236H9ZM114 234L117 235V236L113 238ZM195 234H196V236H198L197 233H195ZM195 234L193 232V235H195ZM228 234H226L227 237L230 235V234L229 235ZM223 235H225L224 232H223ZM14 236H12L11 239H14ZM176 236H178V234H176L175 237L174 236H172V237L176 238ZM216 237H215V239H216ZM185 238H186V241H187V239H189L190 237L188 238L187 236H185ZM218 238H219V236H218ZM222 238L223 239H221V240H225L224 237H222ZM57 239H58V241H57ZM194 239H196V238H194ZM21 240H24V239H21ZM169 240H170V238H169ZM173 240L170 241V243H172ZM177 240L178 241L174 242V244L178 243L180 239H177ZM32 241H34V240H32ZM39 241H37V242H39ZM186 241L184 240L183 242L185 243ZM191 241H192V239H191ZM252 241H254V240H252ZM3 242L4 241H2V244H3ZM6 242L9 243V242H11V240L10 239L6 240ZM29 242H27L26 245ZM181 243H182V239H181ZM193 243L195 244V241ZM201 244H203V243H201ZM177 245L178 244H176L174 246L177 247ZM189 245H191L190 242H189ZM221 245H222V243H221ZM227 245H229V244H227ZM3 246H7V245H5V243H4ZM57 246H58V244H57ZM151 246H154L155 248L156 247H158V248L160 247L161 249H160L159 252H161V253H158L156 251L158 249L151 251V249H153ZM191 246H194V245H191ZM15 247H16L15 245H14V247L12 246V248H14V250H15ZM22 247H23V245H22ZM150 247H151V249H150ZM180 247L182 249V245H180ZM225 247H226V245H225ZM115 248H117V249H115ZM213 248L215 249L216 247H213ZM6 249H8V248H6ZM20 249H21V247H20ZM52 249H53V247H52ZM109 249H110V252H109ZM192 249H190V251ZM197 249H198V246H197ZM201 249H203V248H201ZM232 249H233V247H232ZM1 250H4V248L2 247ZM1 250H0V263L1 264H5V262L8 261V259L10 260L11 256L8 253H5V251H4V253L3 252L1 253ZM179 250H180V248H179ZM185 250H187V252H189V249H185ZM234 250H235V248H234ZM234 250H231V251H234ZM16 251L20 252L19 249L18 250L16 249ZM138 251H139V254L132 255V253H135V252H138ZM236 251H238V250L236 249ZM236 251H235V254H237ZM172 252H174V251H172ZM216 252H214V253H216ZM222 252H223V250H222ZM212 253H213V251H212ZM218 253H219L218 255L221 254L220 252H218ZM5 254H6V256H4ZM13 254H17V253L14 251ZM13 254H11V255H13ZM25 254L28 255L27 253H25ZM158 254H159V256H158ZM7 255L10 256V257L8 258ZM32 255H31V257H32ZM184 255H182V256H184ZM218 255H216V256H218ZM230 255L232 256L233 254H231V252H230ZM21 256H22V253H21ZM101 256L102 255H99L98 258H100ZM110 256L109 257L111 259L108 256H106L107 257L106 259H104L105 257L104 258L102 257V259L107 260V261L114 260V259H112L113 256H115L114 253L111 252ZM119 256H122V255H119ZM178 256H181V255H178ZM178 256H175V259H177V258L179 259L180 257H178ZM200 256L201 255H199V257ZM208 256H210V255H208ZM212 256H213V254H212ZM222 256H224V255L222 254ZM34 258L36 259V257H34ZM67 258L68 257H67V254H66L65 255V259H67ZM181 258H183L182 259L183 262L181 261L182 264H185L184 257H181ZM186 258H188V257H186ZM207 258H210V257H207ZM222 258H224V257H222ZM16 259H17V257H16ZM16 259H15V261H16ZM27 259H28V257H27ZM35 259H33V260H35ZM37 259H40V258L38 257ZM150 259H152V260H150ZM213 259H215V258L212 257V260ZM43 260H46V259H43ZM127 260L128 259L126 258V261ZM188 260H189V258H188ZM201 260L202 259L200 258V261ZM238 260H237V262H238ZM73 261H75V259H73ZM77 261L83 262V258L81 257V259H79ZM194 261H192V262H194ZM203 261H205V260H203ZM208 261H210V259ZM215 261H216V259L213 261L212 264H214ZM252 261L254 262V260H252ZM8 262H10V264H11V261H8ZM8 262H6V264H9ZM14 262L12 264H14ZM20 262H22V261H20ZM46 262L48 263L47 260H46ZM54 262H55V260H53V263ZM99 262L100 261H98V264H100ZM206 262H207V260H206ZM119 263L117 262V260L112 262V264H119ZM175 263H176V261H175ZM175 263H173V264H175ZM197 263L198 262L195 261V264H197ZM209 263H211V262H209ZM229 263H231V262H229ZM39 264H40V262H39ZM104 264H106V263H104ZM121 264H128V262L124 263V261H123V263H121ZM165 264H170V262L169 263H165ZM207 264H208V262H207ZM233 264H235V262Z\"/></svg>", "mask_w": 264, "mask_h": 264}, {"label": "rangeland", "instance_id": "374dc122", "mask_svg": "<svg viewBox=\"0 0 264 264\" xmlns=\"http://www.w3.org/2000/svg\"><path fill=\"white\" fill-rule=\"evenodd\" d=\"M14 0H5V2L3 3V0L1 1L0 0V5H4V4H6L7 6H6V10H4L5 12H4V14L5 13H8V12H6L7 10H10L11 11V14L9 15V13H8V16L10 17V16H12L13 15V13L16 15V12H18L17 13V17L18 16H20V17H18V20H19V23L20 24H18V20H17V18H16V20H17V23H16V21H14V23H15V25L16 24H18L19 26H21V27H19V29H20V31H19V29H18V32H20V33H22V34H24V33H26V34H24V36L23 35H21L20 33H18L20 36H22L20 39H23V42H26L24 45L23 44H21V42H20V44L21 45H23V46H21V47H23V48H25V47H27L28 48V46H30V45H32V44H30V43H28L27 41L29 40V38H32V39H34V38H36L38 35H37V33L39 34V36H40V34H42L43 32L42 31H44L45 30V32H48V31H51L52 29H53V27L55 28V25H56V28L55 29H57V26H59V25H61L63 28H65V30H67L69 27H71L72 28V26L73 27H75L76 29H77V27H78V29L77 30H74V28H72L73 29V31H72V33H76L77 35H75L74 34V36H72L73 34H71V32L70 33H68V35L64 32V34L62 35L63 37H65L64 39H62L59 35H58V37H56L55 38V35H56V31H54V30H52V31H54V37H51L50 35L53 33L52 31V33L49 35L51 38H53L52 40L50 39V37L49 36H46V33L44 32L43 34H45V36H41L42 38H47L48 40L50 39V41H52L51 43H53V44H55L54 42H55V40H54V38L57 40L56 41V43H59V42H61V43H59V46H57L58 44H55V45H50L51 43H48L47 41L48 40H44V39H42V38H40L39 40L37 39V40H35V41H40L41 39V41L42 42H45V43H43L42 44V42L41 43H36L35 41H33V40H29V42L31 41V43L33 42V44L35 45V47L34 48H32V49H30L33 53H35L36 52V54H33V56H31L32 58H30L29 57V59L30 60H28L29 62H28V64H27V66L29 65V64H31V63H34V61L36 60V59H38L39 58V56H40V54H43V55H47V57H46V59H49V53H50V56H52V55H54V54H52V52H54V53H56V52H59V54L57 53V55H60L61 54V57L63 56L62 55V52L64 51L65 52V50H63V49H61V50H55L54 51V49L56 48L57 49V47H59V48H63V46H65V47H67V48H69L70 47V42H78L77 44L79 45L78 46V48H80V50H78V53H79V51H80V53H79V55L81 56L82 55V57L83 56H91V52L89 53V51H94V48H91V47H93V45L91 44V43H89L90 45H89V48H90V50H89V48H88V53L90 54H87V50H85V48H84V45L83 44H85V46H88V44L86 45V43L88 42V38H87V35L91 32V34H92V36H93V38H95L96 40H98V38H100V41H102V39L103 40H105V39H109V40H111V41H109L110 43H111V45L112 44H114V42L116 41V43L118 44V43H120V46L119 47H121L122 49H120L119 47H118V45H116V43H115V45L120 49H117L116 47H115V49L117 50V51H115V54H114V56L116 57V53L118 52H120L119 53V55L116 57V58H114L113 56H111V58H110V53H109V55H108V58H109V60L110 59H112V58H114V62H119L120 60H122V58H127V59H130V56H131V53H132V58H133V55L135 56V54H133V52H130L129 53V51H130V49L128 48V46H130V45H132L133 46V48H135L136 50H138L137 52H139V54H141V52L143 53V51L141 50L142 49V47L144 48V51H146L147 50V48H148V50L147 51H149V49H151V51H153L156 47H155V45L157 46V43H154V44H148V43H151V42H147V41H145V40H142L143 38H145V37H143V35H144V30L142 29V28H148L149 29V31L151 32H153V30H152V27H153V29L155 28H159V29H157V33L158 34H162V33H166V31H167V29H168V31L167 32H169V31H171V30H173L172 28H174L175 29V27L177 28V29H179V30H177V29H175V30H177V31H180V26L179 27H177V22H178V24H180L181 25V20H179V19H182L183 17H186V16H189V18L188 19H190V18H193L192 20V23H193V25H192V23L191 24H189V26H190V28H193V29H195V28H197L198 26H200V23H201V26H202V24L204 23V21H206L207 20V22H205V23H209L208 22V20L210 19V16H214V15H216V16H214L215 18L213 19V18H211L210 20L212 21H210V23H213V21H214V25H213V27L217 24V25H219L220 23V25H223V28L225 29V27H227V25H229V26H231L232 25V21L231 20H238V21H236V22H238V23H236L235 22V20L233 21V22H235V23H233L234 25H232V26H236L235 28L237 29V27L240 25V21L242 20V19H244L245 20V23L243 22L244 20H242L241 21V24H242V22L244 23V24H242V25H240L239 27H241V30H244L245 28V26L246 27H248L247 26V24L249 23V22H252L251 24L253 25L254 23H257V24H255V25H253V27L255 26V27H257V28H259V30L261 29V26H262V31L260 30L259 31V35H263L262 33H264L263 31H264V20L261 18V16L264 18V0H255V2H252V0H244V2L245 3H247V1H248V3L247 4H249L250 2H252V4L250 3V5H244V7H243V5L242 6H240V5H238V4H241L242 3V1L243 0H234L237 4H235L234 6L235 7H232L230 10L231 11H235V9H236V14L234 13V12H232L233 13V18H232V14H231V11L229 10V12L227 11V14H226V18H228V19H224V21L225 20H227V21H223V23L226 25L225 27H224V24L222 23V22H219V20L220 19H223V18H225V17H222V15H221V13H222V11L223 10H218V9H216L215 8V6L217 7V2H215L214 0H198L197 2H201V3H203V4H200V2L198 3L199 5H201V6H198V7H200L198 10H197V8H196V10H195V12H196V14H195V16L194 17H192V16H190V14H185V13H190L189 12V7L191 6V4H189L190 2H192V1H195L196 2V0H190V1H188L187 0V2H186V0H179V2L181 3V4H184V1H185V3H188L187 4V9H186V12H185V8H183V6L181 5V4H179L178 2H177V0H145V1H143V0H114V1H116V2H118V3H113L112 5L111 4H109V2L110 3H112V2H114V1H112V0H108V1H106V0H86V1H88L87 2V4L88 3H90L91 4V8L90 7H88V8H84V3L86 4V2H85V0L84 1H82L81 3H83V4H79L80 2H78L77 3V6H75L76 8V11L75 12H77L76 14L78 15V14H80L81 15V17H82V15H84V17L86 16H89L90 17V26L92 25V23H93V25L91 26V28H90V30H89V33H88V29H89V27H88V25L87 24H84V22H83V24H82V22L81 21H83L82 19H80V18H78L77 16H76V14H74V11L71 9L70 11H68V13H66L65 14V12H64V10L66 11V10H69V9H67V7H69V0H59V1H63V3H65V1L66 2H68V3H66V7H64L63 9H62V6H61V8L59 7V5H55V4H57V3H60V2H57V1H55V2H57V3H55L54 2V0H52L53 1V3H55V4H53V3H51L52 1H50V2H47L46 0H44L45 2H47V3H43V2H38V1H40V0H34V1H30L29 0V4L30 3H32V2H35V3H37V4H35V3H32V5L34 4V5H36V8H40V10H39V12L41 11V9L43 8L44 9V7L43 6H46L45 4H47V5H49V4H53V6L52 7H54V8H52L53 10L51 11V10H46L45 12H47L48 11V13H46L47 14V16L44 14L45 12H44V10L46 9H44V10H42L41 12L43 13V14H36L35 13V11H34V13H35V15L38 17V15H40V17H39V19H37V21L39 22V23H36V21L35 20H33V18H31V17H34L35 19H36V17H35V15H33V13H32V11H33V9L34 10H37L36 8H32L33 6L30 4V6H29V4H28V1L27 0H15L14 2H13ZM21 1V2H20ZM42 1V0H41ZM98 3H97V2ZM100 1V2H99ZM127 3H126V2ZM170 1V2H169ZM172 1V2H171ZM207 1H208V3H207ZM209 1H211V2H209ZM215 3H214V2ZM216 1H218V0H216ZM240 1V3H238ZM10 2V3H9ZM24 2H27V4L26 3H24ZM71 2H72V0H71ZM96 4H95V3ZM101 2H103V4L101 3ZM108 2V3H107ZM123 2H125L126 4L123 6L122 5V7H121V4L123 3ZM145 2V3H144ZM195 2H192L193 4L192 5H194L195 6ZM197 2H196V5H197ZM243 2V3H244ZM62 3V2H61ZM60 3V4H61ZM93 3H94V5H93ZM101 3V4H100ZM137 3V4H136ZM217 3V4H216ZM44 4V5H43ZM97 4H100V6L99 5H97ZM128 4V5H127ZM143 4V5H142ZM171 4V5H170ZM204 4H205V6H204ZM209 5L208 6V8H207V6L206 5ZM211 4V5H210ZM212 4H214L213 5V7L216 9V11L214 10V8L212 7ZM43 5V6H42ZM64 5V4H63ZM80 5V6H79ZM82 5H83V8L84 9H82ZM93 5V6H92ZM96 5L97 6H99L98 8L96 7ZM103 5V6H102ZM111 5V6H110ZM181 7H180V6ZM42 8H41V7ZM87 6V5H86ZM106 6H107V8H106ZM113 6V8L115 7V10H113V8H111ZM120 6V7H119ZM164 8H163V7ZM169 6V7H168ZM184 6H186V5H184ZM220 6V5H219ZM218 6V7H219ZM243 7L242 9L240 8V7ZM263 6V7H262ZM14 7L16 8V10L14 11L13 9H14ZM28 7H30L29 9H28ZM35 7V6H34ZM51 8V6H47V9L48 8ZM57 7V8H56ZM71 7V6H70ZM119 7V8H118ZM196 7V6H195ZM202 7V8H201ZM213 10H211L210 8ZM217 7V8H218ZM240 9H239V8ZM246 7V8H245ZM259 7H261V10H263V11H261L260 10V8ZM10 8V9H9ZM49 8V9H50ZM56 8V9H55ZM94 8V9H93ZM106 8V9H105ZM110 8V9H109ZM167 8V9H166ZM180 10H179V9ZM182 8V9H181ZM205 8V9H204ZM263 8V9H262ZM1 9V11H3L2 9H4V8H0ZM30 9H31V13H30ZM57 9H60V11H58ZM90 9V10H89ZM102 9H105V10H102ZM108 9V10H107ZM118 9V10H117ZM122 9H125V10H123V13H122ZM177 9V10H176ZM207 9H209L208 10V13L206 12L207 11ZM56 11V13H55V11ZM87 10V11H86ZM88 10H89V13L90 14H88V15H86L87 14V12H88ZM93 10V11H92ZM121 11V13L119 14V12ZM133 10V11H132ZM169 10V11H168ZM183 10V11H182ZM206 10V11H205ZM211 10V11H210ZM240 10V11H239ZM241 10H242V12H241ZM246 10V11H245ZM247 10H250L249 12H250V14H249V16L246 14L247 13ZM253 10V11H252ZM255 10H256V12H255ZM0 11V12H1ZM12 11H14L13 13H12ZM29 11V12H28ZM63 11V12H62ZM81 11V12H80ZM84 11V13L82 14V12ZM86 11V12H85ZM90 11H92V13L90 12ZM97 11V12H96ZM130 11H131V13L133 14L134 13V15L132 16V14L130 13ZM177 11V12H176ZM202 13H200V12ZM241 12V13H239V12ZM40 12V13H41ZM53 12V13H52ZM67 12V11H66ZM80 12V13H79ZM109 12L111 13V14H109ZM114 12H115V14H114ZM129 13V15H128V13ZM185 12V13H184ZM237 12H238V14L240 15V16H238V14H237ZM50 13V14H49ZM60 13H62V15L60 16ZM97 15H96V14ZM183 16V17H181V18H179V16H181L180 14ZM183 13V14H182ZM198 13V14H197ZM218 13H220L219 15H221V18L219 17V15H218ZM244 14L245 15V17L246 18H244V16L243 15H241V14ZM1 15H0V17L1 16H3V14L2 13H0ZM20 14V15H19ZM31 14H32V16H31ZM64 14L66 15V17L67 18H69V20H70V18L72 19V17H68V15L70 14H73V15H75V21H74V18L72 19V21H74L73 22V24L72 23H70V21H68L69 22V24H68V22H67V18L65 17L64 18ZM100 14H101V16H100ZM103 14H105V15H103ZM109 14V15H108ZM173 14L175 15V17H173ZM177 14H179V16L177 15ZM199 14H201V15H205L204 17L205 18H207L206 20H204L203 21V19H205V18H203L201 15H199ZM235 14V15H234ZM263 14V15H262ZM45 15V17H47V18H44L45 20L44 21H42V17ZM49 15V16H48ZM52 15H55V16H52ZM56 15H58V17L56 16ZM69 15V16H70ZM107 15V16H106ZM111 15V16H110ZM169 15V16H168ZM218 15V16H217ZM237 15V16H236ZM255 15H256V18H255ZM15 16V17H16ZM42 16V17H41ZM106 19V17H107V20H105L103 17ZM106 16V17H105ZM116 16V17H115ZM119 16V17H118ZM196 16H197V18H196ZM228 16V17H227ZM231 16V17H230ZM241 16H243V18L241 17ZM254 16V17H253ZM260 16V17H259ZM63 17V18H62ZM84 17H82V18H84ZM91 17H92V19H91ZM94 17H101L100 18V20H98V19H95ZM123 17V18H122ZM125 17V18H124ZM130 17V18H129ZM166 17V18H165ZM176 17L178 18V19H176ZM201 17L203 18V19H201ZM217 17H219V18H217ZM238 17H241L242 19H240L239 20V18ZM258 17V18H257ZM3 18H8L7 17V14H6V17H1L0 18V20L2 19L3 20ZM11 18V17H10ZM9 18V20H12V18H14V15H13V17L10 19ZM20 18V19H19ZM40 18H41V21H39L40 20ZM50 18V19H49ZM54 18H55V20H54ZM59 18V19H58ZM78 18V19H77ZM88 18V17H87ZM87 18H84V21H85V19H87ZM102 18H103V20H102ZM128 18V19H127ZM167 18H172V21L170 20V19H168L169 21L167 22ZM209 18V19H208ZM232 18V19H231ZM237 18V19H236ZM253 19V20H251V19ZM256 20H255V19ZM33 21H35V22H33L32 24H31V22H32V20ZM61 19V20H60ZM66 19V21L64 22L63 20H65ZM79 19H80V22L81 23H78L79 22ZM93 19H95L96 20V22H98V23H96L95 22V20H93ZM114 19V20H113ZM125 20V19H127L126 20V22L125 21H120L119 22V20ZM130 19V20H129ZM166 19V20H165ZM174 19V20H173ZM195 19H197V20H199V23L197 22V20L196 21H194ZM218 19V20H217ZM230 19V20H229ZM246 19H247V21H246ZM250 19V20H249ZM260 19V20H259ZM14 20V19H13ZM28 20V21H27ZM48 20H50V22L48 21ZM91 20H92V23H91ZM98 20V21H97ZM115 20H117L116 21V23H115ZM134 20H135V22H134ZM156 20H158V21H161L160 23H158V24H161V25H159L158 26V24H157V22H156ZM201 20H202V22H201ZM229 20V21H228ZM261 20H263V22H262V24H261ZM4 21H6L5 19H4ZM4 21H3V23H0V27L2 26H4V25H6V24H4ZM21 21V22H20ZM26 21V22H25ZM49 22V26H48V23L46 24V22ZM53 21V22H52ZM61 21V22H60ZM63 21V22H62ZM94 21V22H93ZM103 21V22H102ZM177 21V22H176ZM189 22H191V19L190 20H188ZM217 21V22H216ZM221 21V20H220ZM231 21V22H230ZM253 21H254V23H253ZM256 21V22H255ZM257 21H260V25L261 26H259L258 24V22ZM9 21L7 20L5 23H7V24H13V21L12 22H9ZM29 24H28V23ZM58 23V25H57V23ZM67 22V23H66ZM133 23V26H132V28L130 27V24L131 23ZM145 22V23H144ZM154 22V24H155V22H156V24H155V26H153V25H150L149 26V24H152ZM166 22L167 23H171L172 25H173V27H172V25H171V28H170V24L168 25H165L166 24ZM176 22V23H175ZM229 22H230V24H229ZM45 23V24H44ZM53 23H55V24H53ZM61 23H63V24H61ZM77 23V24H76ZM85 23H87L86 21H85ZM89 23V22H88ZM115 23V24H114ZM128 23H130L129 25H128ZM163 23H165L164 24V26H163ZM208 24V26H210L211 24ZM2 24H4V25H2ZM41 26H39V25ZM51 24H53L54 26H52ZM82 24V25H81ZM195 24H197V27H196V25ZM237 24H239V25H237ZM246 24V25H245ZM250 24V23H249ZM250 24V25H251ZM14 25V26H15ZM17 25V26H18ZM29 25H30V27H29ZM35 26V25H37V26H35V27H32V26ZM44 25V26H43ZM78 25H80V26H78ZM85 25H87L86 27H88V28H86V27H84ZM119 25H121V26H119ZM126 25V26H125ZM128 25V26H127ZM142 25V26H141ZM175 25V26H174ZM195 25V26H194ZM205 25H207V24H203V26L202 27H204ZM216 25V28H218V26ZM249 25V26H250ZM10 26V25H9ZM13 26V25H12ZM12 26H10V27H12ZM16 26V28H18ZM39 26V27H38ZM60 26V27H61ZM82 26L84 27V28H82ZM123 26H124V28H123ZM231 26V27H232ZM243 26V27H242ZM6 27V26H5ZM31 27H32V29H31ZM49 27H51L50 29H49ZM60 27H58L59 29H57V31H58V33H60L59 32V30H60ZM95 27V28H94ZM96 27H97V29H96ZM123 29H122V28ZM136 27V28H135ZM166 27H167V29H166ZM169 27V28H168ZM202 27H201V30H200V28L198 29L201 33H199V34H201V35H203V33H205L203 36H204V38L202 37V36H200V37H202L203 38V40H199V42H197L198 44L200 43V44H202L203 45V48H201L202 46L201 45H199L200 46V51H199V46L198 45H195V44H192L193 42H189V44L192 46V45H195V46H198V47H196L195 48V46H194V48L192 47L191 48V46L189 47V45H188V47L189 48H191L190 49V52L188 51V53L189 54H191L192 52V49H193V51L195 50V52H193L192 54L194 55V53H195V55L197 54V51H199L198 52V55H199V53L202 51L201 49H203L204 51H210V44H211V40L213 41V44H215L214 43V39H218V37H219V35L217 34V36H216V34L215 35H213V36H215V37H217V38H213V39H211V37H210V39L208 38L209 36H211L212 34H210V33H212V32H214L215 30H216V28L214 27V31L212 30V32H210V33H208V29H210V28H207V26H205V28H203L204 29V31L205 32H202L203 31V29H202ZM213 27H211V28H213ZM238 27V28H239ZM252 27V28H253ZM6 28H8V27H6ZM14 29H16L15 27H13ZM11 29V31H14V29ZM79 28L80 29H84V32H82L81 34H82V36H83V33H85V29L87 30L86 31V33H88L85 37L86 38H82V36H81V34H80V31H79ZM119 28H120V31H118L119 30ZM126 28V29H125ZM129 28L130 29H132V31L131 30H129ZM162 28H164V30L162 29ZM187 28V27H186ZM184 26L181 28V33H182V30H183V33L185 32V34H190V32H188L189 31V29H188V31H187V29H186ZM228 28V27H227ZM226 28V29H227ZM242 28H244V29H242ZM5 28L3 27V30H4ZM9 29V28H8ZM22 29V30H21ZM31 29V30H30ZM34 29H35V32H34ZM42 29H44V30H42ZM49 29V30H48ZM71 29V30H72ZM99 29H101V31L99 30ZM111 29V30H110ZM125 29V30H124ZM154 29V30H155ZM171 29V30H170ZM229 29V28H228ZM233 29H234V27H233ZM256 29V28H255ZM255 29H253V30H255ZM7 29H5L4 30V32L6 31ZM17 30V29H16ZM29 30H30V33H29ZM33 30V31H32ZM40 30V31H39ZM47 30V31H46ZM62 30V29H61ZM70 30V31H71ZM107 30H108V32H107ZM114 30V31H113ZM133 30H136L137 31V35L136 34H133V32L134 33H136L135 31H133ZM138 30H142L141 31V34H140V31L138 32ZM162 30V32L161 33H159V31H161ZM218 30V29H217ZM235 30V29H234ZM246 30V29H245ZM248 30H250L249 29V27H248V29H247V33L249 32ZM253 30H250V31H253ZM1 31V30H0ZM37 31V32H36ZM63 31V30H62ZM76 31H78L79 33H77ZM98 31L100 32L99 33V36L101 35V34H103V35H101V36H104L103 38L100 36V37H98L97 38V35H95V33L97 32L98 33ZM121 31H123L122 33H121ZM149 31L148 30H146L145 29V32L146 33H149ZM238 31H240L239 29H238ZM3 32V31H2ZM1 32V33H2ZM3 32V33H4ZM10 32V31H9ZM8 32V33H9ZM24 32V33H23ZM32 32V33H31ZM67 32H68V30H67ZM93 32H95L94 34H93ZM112 33V34H110V33ZM114 32V33H113ZM129 32H131V33H129ZM156 32V31H155ZM257 32H258V30H256V31H254V33H256L255 35H257ZM6 33V32H5ZM4 33V34H5ZM28 33V34H27ZM48 33H50V32H48ZM48 33H47V35H48ZM61 33H63V32H61ZM119 33H121V34H119ZM129 33V34H128ZM143 33V34H142ZM146 33H145V35H146ZM245 32H243V34H244ZM7 34V33H6ZM11 34V35H10ZM31 34V35H30ZM70 34V35H69ZM104 34H106V35H108V36H105ZM131 34V35H130ZM214 34V33H213ZM220 34H221V32H220ZM223 34V36H225L226 37V34H224V33H222ZM249 34V36L250 37H252L251 39H249L250 37L248 36V37H245L246 35H244V37L246 38H244V41H245V43L246 42H248L249 43V45H247L248 43H243V45H242V51H243V49L244 50H247L246 48H249L246 52H247V54L245 53V51H243V53H245V55H243V57H242V59H244V61H246L247 59L249 60H251L252 59V57H253V59L254 58H256V59H259V63L260 64H258V62H257V60L256 59H254L255 61H253V60H251L250 62H254V63H256V64H258V66H259V68H260V73H261V71H263L261 74H264V66L262 67V65L264 64V63H262L261 62V59H262V56L264 57V55H262V54H258V51L259 50H261L260 52L261 53H263L264 54V44H262V43H257V42H254L255 41V39H254V35H253V32H252V34L250 35V32L248 33ZM12 35H15V32H14V34L13 33H9V37L11 36L12 37ZM37 35V36H36ZM65 35V36H64ZM78 35H80L81 37H79ZM113 35V36H112ZM117 35H118V37H117ZM135 36V37H132L133 39H130V36ZM191 35V34H190ZM190 35H187L188 37L190 36ZM205 35L206 36H208L207 38H205ZM29 38H28V37ZM38 36V37H39ZM52 36H53V34H52ZM74 37V38H72V37ZM91 36V37H92ZM96 36V37H95ZM185 37H186V35H184ZM222 36V37H223ZM227 36H229V35H227ZM3 37V38H2ZM7 37V38H9L8 37V34H7V36H2L1 35V37L0 38H2V40H4L5 38ZM68 37H71V39L70 38H68ZM91 37H90V35H89V40H91ZM122 37V38H121ZM129 38V40H127L128 38ZM143 37V38H142ZM187 37V38H188ZM15 38V37H14ZM28 38V39H27ZM45 38V39H46ZM61 38V39H60ZM68 38V39H67ZM115 38V39H114ZM126 38V39H125ZM135 38V39H134ZM138 38V39H137ZM140 38V39H139ZM142 38V39H141ZM201 38V39H202ZM58 39H60V40H58ZM66 39V40H65ZM82 39H86L85 40V42H84V40H82ZM125 41H124V40ZM146 39V38H145ZM189 39V38H188ZM204 39H207L208 40V43H210V44H208L207 43V40L205 41V43H204ZM219 39H221V38H219ZM219 39H218V41H216L215 40V42H221V41H219ZM248 39V40H247ZM252 39H254V41L252 40ZM15 40V39H14ZM25 40V41H24ZM63 40H65V41H63ZM113 40H114V42H113ZM119 40V41H118ZM122 40V41H121ZM139 40H142V41H139ZM209 40H210V42H209ZM249 40H250V42H249ZM6 41V40H5ZM8 41V40H7ZM16 41H19L18 39H16L15 41H14V43H13V45H14V47H16L15 46V44H17V43H15ZM59 41V42H58ZM81 41V43L79 44V42ZM83 41V42H82ZM134 41V42H133ZM203 41V42H202ZM233 41V44L234 45H236V42L234 41V40H232ZM4 42V41H3ZM12 42H13V39L12 40H10V42L8 41L7 43H11L10 45H12ZM22 42V43H23ZM46 42H47V44H46ZM65 42V43H64ZM72 43V45H75V47H73L72 46V48H69L70 50L72 49H76V51H77V46H76V42L75 43ZM108 42V41H107ZM124 42H127L126 44L124 43ZM129 42V43H128ZM140 42H142V43H140ZM235 42V43H234ZM253 43V45L255 44V43H257L258 45H260V44H262V45H260V47L261 48H257V44H255V46H253L252 47V43ZM5 43V42H4ZM136 43V44H135ZM137 43H140V44H137ZM144 43V44H143ZM146 43L148 44V45H146ZM206 43H207V45H206ZM251 43V44H250ZM6 44V43H5ZM19 43H18V47H19V45H20ZM38 44H40V45H38ZM41 44H42V46H41ZM63 44H65V45H63ZM69 44V45H68ZM121 44H123V45H121ZM125 44V45H124ZM130 44V45H129ZM134 44V45H133ZM158 44H159V41H158ZM213 44H211V45H213ZM217 45V47H219L221 44L219 43H216ZM25 45H28V46H25ZM34 45H32V47L34 46ZM37 45L40 47H37ZM60 45H63V46H60ZM80 45H82V46H80ZM115 45H112V46H115ZM151 45V46H150ZM154 45V46H153ZM162 45V46H161ZM165 45V44H164ZM162 43L161 44H159V47H163L164 46ZM2 46H4L3 45V43H2V45L0 46V47H2ZM49 46V47H48ZM55 46V47H54ZM69 46V47H68ZM122 46H125V48L127 47V49H124V47H122ZM132 46H131V49H133L132 48ZM154 47V48H150V47ZM204 46H206V47H204ZM245 46V47H244ZM250 46V47H249ZM6 47H9L10 48V46H8L7 44H6ZM5 47V48H6ZM13 47V48H14ZM43 47L46 49H43ZM53 47V48H52ZM65 47H64V49H65ZM165 47H169V46H165ZM208 47V48H207ZM213 47V46H212ZM263 47V48H262ZM9 48L8 49H6V50H9ZM12 47H11V49H13ZM17 48V47H16ZM30 48H31V46H30ZM42 48V49H41ZM51 49L52 51H47L48 49ZM58 48V49H59ZM67 48H66V50H67ZM83 48V49H82ZM138 48V49H137ZM141 48V49H140ZM157 48H158V46H157ZM156 48V49H157ZM235 48H237V45L235 46ZM42 50V52H43V50L45 51V53L43 52V53H41V52H39L38 50V52L37 51H35V50ZM91 49H93V50H91ZM129 50L128 51V53H127V51H124V52H126L127 54H123L122 52V50ZM155 49V50H156ZM241 49V48H240ZM253 49V50H252ZM256 49V50H255ZM5 50V49H4ZM28 50H29V48H28ZM29 50V51H30ZM34 50V51H33ZM40 50V51H41ZM63 50V51H62ZM82 50V51H81ZM135 50V51H136ZM197 50V51H196ZM236 50V49H235ZM252 50V51H251ZM255 50V51H254ZM2 50H0V52H1ZM60 51H61V53H60ZM75 51V52H76ZM86 51V52H85ZM132 51V50H131ZM146 51V52H147ZM208 51V52H209ZM7 52H9V51H7ZM11 52H13V50L11 51ZM46 52H48V54L46 53ZM63 52V53H64ZM85 53L86 55H83L82 53ZM113 53H114V51H112ZM207 52V53H208ZM251 52V54H248V53H250ZM38 53V54H37ZM78 53H77V55H78ZM135 53V52H134ZM149 53H150V51H149ZM202 54H203V52H201ZM204 53H206V52H204ZM256 53H257V55H256ZM112 54V53H111ZM121 54H123V57L120 59V58H118V57H120V56H122ZM137 54V53H136ZM139 54H137V55H139ZM254 54V55H253ZM39 55V56H38ZM56 55V54H55ZM54 55V57L52 56L51 57V60L52 61H54V58H60V56L58 57L57 55L55 56ZM78 55V56H79ZM193 55H192V57H193ZM259 55H262V56H259ZM79 56V57H80ZM191 56V55H190ZM217 56V55H216ZM214 57L213 58V60H215V61H213L214 63H213V65H219L220 63H222V60H221V58L219 57V54H218V56L217 57ZM247 56H248V58H247ZM249 56H251V57H249ZM34 57H35V59H34ZM38 57V58H37ZM79 57H77V58H75V59H73V60H80V62H78L77 60V65L75 66V64H76V62L74 61V63H72L73 61H72V59H71V61H69V63H67L68 65L67 66H71L72 68H68V69H70V70H66L65 72L66 73H64V71H63V76H64V74L66 75V74H68L69 76H71V75H76V74H82L83 72H85V68H87L88 67V65H89V62L91 63V57H90V59H88V57L86 58V57H83V59H82V57H80V59H78ZM195 57V56H194ZM199 56H196V58H198ZM56 58V59H57ZM72 58H74V57H72ZM84 58H86V59H84ZM107 59V58H106ZM105 59V60H106ZM217 59V60H216ZM15 59H11L10 60V58H8V60H6L5 62H7V64L5 63L4 64V66L5 65H7L6 67H7V69H9L8 68V66H11L10 68H12V66L13 65H15V63L14 62H16V60L14 61ZM50 60V59H49ZM49 60H47V62H49ZM61 60V59H60ZM60 60H58V61H60ZM84 60L86 61V62H84ZM104 60V59H103ZM103 60H101V61H103ZM108 60V59H107ZM113 60V59H112ZM197 60V59H196ZM247 60V61H248ZM33 61V62H32ZM81 61H83V62H81ZM184 61V60H183ZM241 59L239 58V61L238 62H236V64L237 65H234V66H230V67H228V69H227V73H229V72H233V73H237V71L239 70L240 71V73H242L243 72V70L245 69V68H247V66H246V64H247V62L245 63V64H242V63H244V62H242L241 63ZM31 62V63H30ZM37 62H38V60H37ZM51 62V61H50ZM106 62V61H105ZM264 62V61H263ZM17 63V66H18V64L20 65V63H21V61L18 63V62H16ZM36 63V62H35ZM35 63H34V66H35ZM60 62H58V64H59ZM80 63H84V64H80ZM94 61L92 62V64H90V65H94ZM241 63V64H240ZM12 64V65H11ZM52 64H54V65H58V64H56V63H52ZM87 64V65H86ZM197 64L199 65V67L200 68H202V69H200V70H202L201 72H199V73H204L205 71V67L204 66H202L203 64H201V63H199V62H197ZM21 65H23V64H21ZM216 65V66H217ZM239 65V66H238ZM243 65V66H242ZM253 65H255V64H253ZM253 65H251V67H254ZM4 66H2V68H4ZM31 66H32V64H31ZM83 66H84V68H83ZM87 66V67H86ZM202 66V67H201ZM243 68H241V67ZM15 67H16V65L15 66H13V70H9L10 72H12L13 74H11V75H14V73L15 72H17L16 70H15ZM21 67V66H20ZM28 67H30V66H28ZM235 68V70H236V72H235V70L233 69V68ZM240 67V68H239ZM17 68V67H16ZM33 68V67H32ZM32 68H30L31 70H32ZM60 68H61V66H60ZM59 67H58V69H60ZM88 68H91V66L90 67H88ZM204 68V69H203ZM263 68V69H262ZM232 69H233V71H232ZM241 69V70H240ZM192 69H190V71H191ZM199 70V71H200ZM13 71H15V72H13ZM71 71V72H70ZM83 71V72H82ZM198 71V70H197ZM70 72V73H69ZM198 72H196V73H194V74H197ZM16 75H18L17 73H15ZM71 74V75H70ZM239 74V73H238ZM68 75H66L65 77L67 78V77H69ZM264 76V75H263ZM60 77L61 78H63L61 75H60ZM264 78V77H263ZM94 80V81H96L97 79V82H99L100 80H99V78H96V76L94 75V76H92L91 77V80ZM92 80V81H93ZM93 81V82H94ZM61 82V81H60ZM96 82V83H97ZM162 82H164V81H162ZM165 83V82H164ZM254 84V83H253ZM256 84V83H255ZM99 85V83H97V85H95L96 87ZM246 87H247V85H246ZM143 90V92L145 91V89H142ZM99 92H100V90H99ZM140 92H141V90H140ZM142 93V92H141ZM143 94V93H142ZM173 94H169V96H168V94L166 93V95H165V100L164 99H162V100H160L161 101V105H162V107H165V108H168V109H171L172 108V104H174V102L176 101V99H175V97H174V95L172 96ZM201 96H203V94H201ZM206 96H208V97H206ZM211 96V94L210 93H208L207 95H205V96H203V97H206L207 99H208V101H209V103L210 102H212L213 101V104H214V108H215V106H217V104H219V99H218V102L216 103V105H215V103L214 102H216L217 101V99H212L213 97H210ZM169 97V98H168ZM203 97H201V99L203 98ZM166 98H168V99H166ZM171 98V99H170ZM206 98H205V100H203L202 99V101L204 102V104H205V102H206ZM210 98V99H209ZM259 98H261V96L259 97ZM258 98V100H262V102H259V105H262V106H264L263 104H261V103H264V101H263V99H264V95L262 96V99H259ZM38 100V99H37ZM40 101H42V102H45V100L44 99H39ZM141 100H143V102H141ZM141 100H139V99H136V101L133 99V101H132V99H131V102L129 101V103L128 104H130L129 106H134L135 107V103H137L136 105L137 106H139L141 103V107L143 108V111H144V105H146V104H149V103H146V102H148V100L147 99H141ZM145 100H147L146 102H145ZM174 100V101H173ZM211 100V101H210ZM216 100V101H215ZM251 100V99H250ZM258 100H256L255 102H254V104L256 103H258ZM139 101V102H138ZM168 101V102H167ZM169 101H171V102H169ZM208 101L206 102V105L207 106H209V104H208ZM23 102H24V100H23ZM139 103V104H138ZM157 103V102H156ZM156 103H155V105H152L151 106V103L149 104V105H146V108H147V106H148V108L149 107H151L152 109L154 108V107H156ZM247 103V102H246ZM127 104V105H128ZM131 104H133V105H131ZM154 104V103H153ZM166 104V105H165ZM212 103H210V105H213ZM253 104V105H254ZM125 106V107H128V106ZM157 105H160V104H157ZM172 105V106H171ZM220 105V104H219ZM253 105H251V107L250 108H252L250 111H255V113H257L256 111H258V110H256V108L258 109V107H259V109H260V106L258 105V106H256V108H255V106H253ZM136 106V107H137ZM154 106V107H153ZM262 106H261V108H262ZM160 107V106H159ZM218 107V106H217ZM240 107V106H239ZM239 107H237V109L236 110H238V109H241L242 108V106L239 108ZM148 108H147V110H148ZM151 108H149V109H151ZM205 108H206V106H205ZM208 108H212L211 106H209ZM207 108V109H208ZM255 108V109H254ZM160 109H162V108H160ZM206 109V110H207ZM243 109V108H242ZM241 109V110H242ZM254 109V110H253ZM147 110L145 109V112L143 113V114H141L143 117H144V119L146 118L147 119V117H148V115H146L147 114ZM142 111V112H143ZM208 111H209V109H208ZM125 112H127V110L125 111ZM259 112V111H258ZM146 113V114H145ZM162 112H160V115L159 116H161V115H163V117L165 116L164 115V113H162ZM125 114H128V113H125ZM241 113H239V112H237V113H233V116L232 117H234V116H239ZM125 116V115H124ZM122 116L121 118H119L118 120H116V122H115V119H112V121H108V122H103L102 123V121H100V120H95V121H93L91 124V127H92V129H94V127H96V129H94V131L97 133V140H98V142H101V141H105L104 139H107V146H106V148H104V149H101L102 151H103V154L105 155V154H107L106 156H104L105 157V159H110L111 157H112V155H113V159H115V157L116 158H118V156H119V160L118 159H115V160H113V159H110V160H106L109 164H110V166L112 165V167H109L110 168V170L109 171H113L114 170V167L116 166V162H118L117 164H119L120 165V167H121V170H125V168L126 169H128L131 165V163H134L135 164V162L137 163V164H135V166H136V168H137V170H142V169H144V168H141V167H143L144 165H147V166H150V167H158L159 166V164H160V166L158 167V168H167V170H169V168L168 167H170V169L171 170H169V171H172V169L173 168H175L176 167V162H173L174 160H173V158L171 159V158H169V159H165V161L164 160H162V162H161V160H157L156 162H155V160L154 161H152V160H150V161H145V160H149V159H151V158H153V156L151 157V155H154V151H156V145H154V146H152V144L155 142V140L153 141L152 139H151V141H150V143H149V140L147 141V139L149 138V137H147V136H143L141 133H140V130L138 129V130H136V127H135V125L132 127V128H128V127H131V125H129L130 124V119H129V117H128V115H127V117L125 116ZM227 116H229V115H227ZM227 116H225V117H227ZM124 117V118H123ZM141 117V116H140ZM143 117H141V122H144L143 124H145V123H147V121L146 120H144L143 119ZM162 116L161 117H158V122H159V120H160V123L161 124H163L161 121H163V122H165L166 120H167V118L165 117V119L163 118ZM231 117V119L233 120L234 119V121H237L238 119L237 118H232ZM185 118H186V116H185ZM214 119H215V117H213ZM148 119H150L151 120V118H148ZM127 120H129V121H127ZM149 120V121H150ZM165 120V121H164ZM100 124H99V123ZM120 122V123H119ZM126 122H128V123H126ZM111 123L113 124L114 123V125H111ZM118 123V124H117ZM123 123H124V125H123ZM129 125L128 127H127V125ZM213 123V124H212ZM209 126L207 125L206 126V128L208 127L209 129H207L208 131H209V133H211L213 130V128H214V131L211 133L212 134V136H214L215 135V133L216 134H218L220 137H225L224 135H223V133H221L220 131H219V128L221 127V125L224 123V122H220V120H219V123H218V121L216 122V120L215 121H213ZM99 124V125H98ZM102 124V125H101ZM105 124V125H104ZM148 124H151V122L150 123H148ZM161 124L159 125L160 126V129L161 130H163V131H159V130H157L156 132V139L157 138H159L162 134H163V132H164V129H163V125L161 126ZM101 125V126H100ZM116 125H118L117 126V128H114V126L116 127ZM125 127V125H126V129H124V127ZM146 125V124H145ZM190 125H192V124H188V128H189V132H190V134L189 133H187V131H186V133L187 134H189L190 136H195L197 133H196V131H197V129H196V131H194L193 132V130L196 128V126L195 125H193V126H191L190 127ZM120 126V127H119ZM194 127V129L192 130V128ZM216 127H218L217 129H216ZM258 126H252V128L253 129H251V133H252V130L254 131L253 133H252V135L251 134H249V136H253V137H255L256 138V140H258L257 141V143H256V141L255 142H253L252 143V147H254V149L252 150V152H255L254 154H252L251 152H250V149H249V147L246 145V147H244L245 149H246V152H244V153H242L241 155H243V156H245L244 154H247L246 156H248V161H247V164L248 165H246V166H242V164H241V161L242 160H244V159H246V156L244 157V159H242L243 158V156H242V158H241V160L239 161V157L237 158L238 160L236 161V162H234V163H232L231 164V161H229V160H227V162H225V158L221 155V157H220V154L218 155V156H215L214 155V157L212 156V158H215V159H218L217 161L221 164V165H223L224 166V169H226V168H229V166L231 165V167L232 168H229L230 170H234L235 172H237V170H238V179L240 178V182L238 183L240 186L239 187H241V190L240 189H236L235 191H237V194H236V192H235V194H236V196L237 197H239L240 195H242L240 198H238V201H236V203H234V202H232V205H231V203H230V206H224V214H227L228 215V213L230 212V211H232V208L235 206L236 208L238 207V209L242 206V204H243V201H244V199H245V195H247V199L244 201V202H246V203H244L243 204V206L241 207V210L239 209V210H237L236 208H233V211L235 212H233L232 211V213L230 212L229 213V215H231L230 217L231 218H227L228 219V221H227V219H226V222H223V225H221V226H219V227H217L218 225H215L214 227H211V228H209V226L208 225H206V226H208V228L206 227H199L198 229H196V230H193V231H186V230H181L182 232H184V233H181V231H179V232H176V233H170L168 236H170V237H167L168 238V244H166V245H168V246H166L167 248V251H165L164 253H166V255L168 254L170 257H173L174 256V258H171V260L169 261V258H167L166 259V261L164 262V264L165 263H169L170 262V264H173V263H175V261H176V263L177 264H182V262H183V258H181V257H184V262H185V264H195V261L196 262H198L197 264H207V262H208V264H212L213 263V261L216 259V261H215V263L214 264H233L234 262H235V264H262V262H264V130H262L261 131V133H262V135H260V133L259 132H257V128ZM100 128H102V129H100ZM123 128V129H122ZM190 128H191V130L192 131H190ZM130 129V130H129ZM158 129H159V127H158ZM68 130H69V132H68ZM74 131V128L72 129V127H71V129L69 128V129H67V131L65 132L64 131V133L62 132L61 134H55L53 137H50V138H47V142L49 143L48 144V146H50V150L48 149V150H46V151H44L46 154H47V156L48 155H50L51 153H53L52 154V156L53 155H57L60 151H62V150H60L61 148H64L63 149V151H66V152H69L68 150H70V152H72L73 153V155L75 154V155H77L76 157H74L72 154L70 155V152H69V155H65L64 157H62L63 159H67V160H65L67 163H64L66 166H65V168H64V171H69L70 170V168H69V164H68V162H70L69 161V159L71 160L72 158H77V160H80L79 159V157L83 154V153H85L86 152V150H84L85 148L84 147H86L85 145H83V144H80L76 139H78L79 137H78V134L77 135H75V136H73L74 134H75V131H74V133L73 132H70V131ZM101 130V131H100ZM104 130H105V133H104ZM111 130H113V131H111ZM118 130H120V131H118ZM125 132H124V131ZM126 130H128V133H127V131ZM131 130H133V133H131ZM212 130V131H211ZM215 130H217V131H215ZM98 131V132H97ZM111 131V132H110ZM129 131H130V134H133L132 136H130V134H129ZM138 131V132H137ZM242 131H244V130H242ZM256 131V132H255ZM101 132V133H100ZM119 132H120V134H119ZM135 132V133H134ZM191 132H193V134H191ZM245 132V131H244ZM68 133H71V134H68ZM73 133V134H72ZM103 133V134H102ZM125 133V136H128L129 135V138H130V142H129V145H126V146H124L122 149L120 148V149H118L117 147H119V146H117L116 145V141L115 140H117L116 139V137H120V136H122L123 134ZM139 133V134H138ZM195 133V134H194ZM219 133H221V135L219 134ZM67 134V135H66ZM108 134V135H107ZM158 134L160 135V136H158ZM99 135V136H98ZM105 135V136H104ZM134 135H136V137L134 136ZM140 135H142V136H140ZM178 135V134H177ZM176 135V136H177ZM184 135V134H183ZM240 135H243V133H240ZM248 135V134H247ZM67 136V137H66ZM140 136V137H139ZM182 136V134H179V137H181ZM185 136H186V134H185ZM72 138V140L70 139V138ZM100 138V140H99V138ZM106 137V138H105ZM112 137V138H111ZM192 137L190 138V139H188V142L190 141V140H192ZM26 138V137H25ZM28 138V140H24L23 141V143H25V144H22V140H19V142L21 143V145L19 144V142H18V145H16L17 146V148L18 149H16V148H11L12 150L11 151H13V154H14V152H15V154H16V158H17V156H18V158L21 156V153H26V151H29V153H26L25 155H22L20 158H30L31 159V157H34L35 155H32V154H36L37 152L38 153H40L39 151H37V150H40L41 148L40 147H38V141L37 140H35V139H33V138H30V137H27ZM29 138H30V140H29ZM74 138H76V139H74ZM132 138V139H131ZM136 138H138L139 139V141H137V140H135ZM144 138H146V139H144ZM52 139V140H51ZM55 139H57V140H55ZM103 139V140H102ZM150 139V138H149ZM241 139V138H240ZM35 142H34V141ZM59 140H60V142H61V144H65L66 146H72L73 148H74V151L72 150L73 148H70V149H65V145H61L60 144V142H59ZM64 140V141H63ZM67 140V141H66ZM75 140L77 141V142H75ZM112 140H114V143H115V145L114 144H112ZM131 140H133V141H135L136 142V144H134L135 142H132ZM242 140V139H241ZM251 140V139H250ZM30 141H32V142H30ZM51 141V142H50ZM70 141V142H69ZM71 141H72V143H71ZM141 141V142H140ZM145 141V143L147 144V145H149L150 146V148L146 145H144V144H141V143H143ZM58 142V143H57ZM10 143L11 142H9V145H10ZM36 145H35V144ZM51 143V144H50ZM56 143H57V145H56ZM70 143L72 144V145H70ZM138 143H140V146H137V145H139ZM149 143V144H148ZM156 143V142H155ZM154 143V144H155ZM108 144H109V146H108ZM23 145V146H22ZM35 145V146H34ZM77 145V146H76ZM81 145H82V148H81ZM133 145H135L136 146V148H132L133 147ZM142 145V146H141ZM144 145V146H143ZM19 146H21V147H19ZM31 146V147H30ZM37 146V147H36ZM56 146V147H55ZM75 146H76V149H75ZM80 148H79V147ZM111 146H113V147H111ZM134 146V147H135ZM152 146V147H151ZM15 147V146H14ZM29 147H30V149H29ZM33 147V148H32ZM109 147V148H108ZM139 147V148H138ZM144 148L143 149V152L141 151L142 150V148ZM147 147V148H146ZM262 147V148H261ZM40 148V149H39ZM55 148V149H54ZM141 148V150H139ZM257 148V149H256ZM259 148H261V150L259 149ZM14 149H15V151H14ZM22 149H24V150H22ZM29 149V150H28ZM32 149H34V150H32ZM53 149V150H52ZM114 149H116L115 151H114ZM136 149H137V151H136ZM148 149H151V151H150V154L148 153L149 151H148ZM200 149V148H199ZM18 150V151H17ZM52 150V151H51ZM75 150H79V153L76 151L75 152ZM100 150V153L102 154V151ZM119 150V151H118ZM125 151V152H122V151ZM128 150H134L133 152L132 151H129V152H127ZM50 153H48V152ZM55 151H57V152H55ZM106 151H111V153L110 154H108L109 152H107V153H105ZM116 151H118V152H116ZM141 151V152H140ZM172 151V150H171ZM176 152L175 153H173L174 151H172L171 153H170V156H173V157H177V155H179L180 156V152L179 151H177V150H175ZM18 152H21L20 154L18 153ZM82 152V153H81ZM123 153L122 155L121 154H118V153ZM140 152V153H139ZM152 152V153H151ZM154 152V153H153ZM177 152H178V154H177ZM23 153V154H24ZM81 153V154H80ZM134 153H135V156H133L134 155ZM144 153H147L148 154V156H146L147 154H145L144 155ZM251 153V154H250ZM100 154V155H101ZM103 154H102V156H103ZM117 154V155H116ZM128 154V155H127ZM136 154L138 155V157H136ZM142 154L144 155L143 157H145L144 158V161H143V164H142V162H141V160L143 159H141L140 158V156H142ZM173 154H176V155H173ZM202 155L200 156V159L201 160H204L205 161V158H207L208 157V155H207V153L206 152H204V153H201ZM29 157H28V156ZM109 155H110V158H109ZM205 155H207V156H205ZM241 155H237V156H241ZM24 156V157H23ZM67 156V157H66ZM73 156V157H72ZM108 156V158H106ZM130 158H129V157ZM178 156V157H179ZM193 156H195V157H191L190 159H196V161L198 160V155H193ZM70 157H72V158H70ZM122 157V158H121ZM125 158V160L127 159V161H125V162H127V164L123 161V159ZM135 158L134 160H133V158ZM219 157V158H218ZM139 158H140V161H138L139 160ZM147 158H149V159H147ZM224 158V159H223ZM249 158L251 159V160H249ZM62 159V160H63ZM74 159H72V160H74ZM130 159H132V162H131V160ZM180 160L178 161V163H180V165L181 164H183V163H185V161H186V163L188 162V159L187 158H185V157H181V158H179ZM186 159V160H185ZM192 159V160H193ZM71 160V161H72ZM98 160V159H97ZM97 160H95L94 159V161L93 160H89L88 162H87V164H84V165H86V166H84V165H82V166H84V167H79L78 168V166L76 167V169L77 170H80V171H83L84 170V168H86L88 165H90L89 167H91V165L93 166V167H91L93 170L95 169V170H97V165H99L100 164V160L98 161V163H97ZM181 160H185L184 162L183 161H181ZM119 161H120V163H119ZM121 161H123L125 164L123 165V162H121ZM224 161V162H223ZM245 161V160H244ZM243 161V162H244ZM92 162H94V163H92ZM97 164H96V163ZM113 162H115V164L113 163ZM168 162H171V165H169L168 164ZM198 162V161H197ZM222 162V163H221ZM238 162V163H237ZM139 163V164H138ZM145 163V164H144ZM155 163H157V164H155ZM172 163L175 165H172ZM230 165H229V164ZM67 164H68V166H67ZM149 164V165H148ZM163 164V165H162ZM113 165H115V166H113ZM130 165V166H129ZM138 165H139V167H138ZM142 165V166H141ZM153 165V166H152ZM180 165H178V166H180ZM226 165H229V166H226ZM80 166V165H79ZM146 166V168H149V167H147ZM173 166V167H172ZM226 166V167H225ZM145 167V166H144ZM246 167V168H245ZM112 168V169H111ZM135 167L133 168H131V169H136ZM138 168H140V169H138ZM145 168V169H146ZM73 169L71 168V170H70V172L72 171ZM254 170V171H253ZM115 171V172H114ZM113 171V173L111 174V176H115V177H117L118 176V174L120 175V173H118L117 174V172H119L118 171V169H116V170H114ZM79 172V171H78ZM131 172V171H130ZM240 172V173H239ZM248 172V173H247ZM123 173L125 174V172L123 171ZM246 173V175H244ZM256 174V181H254L253 179H251V178H247V177H249L250 175H252V174ZM260 173V174H259ZM117 174V175H116ZM121 174H122V171H121ZM180 178H181V181H179L178 183H177V186L178 187H180V185H185V182L184 183H182L183 182V180H185V178L188 176V177H191L192 175H193V172H191V173H182V172H180ZM189 174V175H188ZM177 175H178V172H177ZM261 175V176H260ZM35 176V175H34ZM34 176H33V179H35V182L33 183V179L31 178V176H29V178H31V179H28L29 180V182H32V184L33 185H31V187L33 188V189H36L38 186V188L39 189H43V190H45V191H48V190H50L51 189V187H50V183L48 182V185H49V187H48V185L41 179V178H37V176L34 178ZM107 175H105V177H106ZM110 176V175H109ZM110 176V177H111ZM182 176H183V178H182ZM259 176H260V178H259ZM178 177V176H177ZM262 177V178H261ZM190 179V178H189ZM39 180L41 181L40 183H42V184H39V183H36V182H39ZM85 180V179H84ZM247 180H250V183L248 184V186L250 187V188H255V190L252 192V193H254L255 191H257L258 190V188L260 187V190H258L259 192L257 193H255L256 195H257V197H256V195H255V197H254V194H252L251 193V195H250V192L249 193H246V194H242V192H243V188L244 187H246V181ZM252 180V181H251ZM43 181V182H42ZM79 181H83V178H79L78 180H74L73 181V183H70V185H69V183L67 184V187H72V189H74V190H83V193L85 194V189H86V185H87V182H86V180L85 181H83V183L82 182H79ZM194 181V180H193ZM199 181V180H198ZM196 182V181H194V182H192V184H191V186L192 187H194L196 190H198L199 189V182ZM196 182V187H195V185H194V183ZM79 183V184H78ZM86 183V184H85ZM37 184V185H36ZM45 184V185H44ZM75 184V185H74ZM179 184V185H178ZM18 185H21L22 186V184L21 183H19ZM40 185H43V188L40 186ZM46 185H47V187H46ZM194 185V186H193ZM198 185V186H197ZM201 185V184H200ZM257 185V186H256ZM263 185V186H262ZM36 186V187H35ZM45 186V187H44ZM83 186H85V187H83ZM186 186H187V183H186ZM190 186V188H187L186 189V191H185V189H182V193L180 194V196H179V198L182 200V199H184V194L185 195H187V194H192V196L193 197H197L198 195H201L200 197L202 198V197H204V200L206 201V195H208V193L204 196L202 193H206V192H204V191H202L201 190V187H200V189H199V192L198 191H196V190H194L193 189V191H192V187ZM247 186V187H248ZM259 186V187H258ZM54 187V186H53ZM52 187V188H53ZM79 187V188H78ZM46 188V189H45ZM152 188V187H151ZM149 189V188H148ZM147 189V190H148ZM146 190V189H145ZM152 190V191H151ZM154 190V191H153ZM188 190V191H187ZM137 189L136 190H133L132 191V193L133 192H136V193H133L134 194V196H132L133 194H129L132 198L130 199L129 197L127 198V199H129V200H127V199H124L123 201H125L124 203H123V206L125 205V206H127V205H129V206H127V207H133L134 209L136 208V211H141V214H147L148 213V216H152V217H154L155 216V214H156V211L157 210H153V208H155V205H154V203H155V200H154V202L152 203V202H149V204H148V202H147V204L145 205V204H143V202L144 201H146V200H148L149 198H151V200H152V198H153V196H155V195H153L155 192H156V189H154V188H152V189H150V191H148V193H149V196H148V194H147V192H145L146 194H147V199L146 200H144L143 201V194H141V195H138L137 196ZM190 191H192V192H190ZM139 192H142V191H139ZM138 192V193H139ZM151 192L153 193V194H151ZM189 192V193H188ZM196 192H198V194H194V193H196ZM201 192V193H200ZM87 193V192H86ZM143 193V192H142ZM263 193V194H262ZM108 194V195H107ZM121 196H120V195ZM140 194V193H139ZM249 194V195H248ZM122 193L121 192H117L116 194L115 193H113V194H110V193H103L102 195H100L99 196V198L96 200V201H94V202H91V203H89V202H87L86 201V203H88V204H86L85 206H83V207H80V208H82L81 210H79L78 212L79 213H77V215H81V216H85L86 218H88V217H90L91 216V218H92V220H95V219H97L98 218V216H100L103 212H105V211H110V212H112V213H115V211H117V213H116V215H121V214H118V213H122V211H121V209L120 210H116L115 208H117V206H116V201L117 200H119L121 197H122ZM128 195V196H129ZM145 195V194H144ZM195 195V196H194ZM111 196V197H110ZM114 196V197H113ZM152 196V197H151ZM189 196V195H188ZM191 196V195H190ZM191 196V197H192ZM244 196V197H243ZM248 196L251 198V196L253 197V200L254 201H252V199L250 200V199H248ZM87 197H90L89 195H87ZM104 197V198H103ZM120 197V198H119ZM134 197V198H133ZM190 197V198H191ZM192 197V198H193ZM199 197V196H198ZM197 197V198H198ZM209 197V196H208ZM263 197V198H262ZM110 198V199H109ZM113 198V199H112ZM118 198V199H117ZM194 198V199H195ZM199 199L198 198V200L200 201L201 200V202H203V203H205V201L203 200L202 201V199ZM244 198V199H243ZM258 198V199H257ZM101 199H102V201H101ZM105 199H106V202H105ZM134 199V200H133ZM139 199H141V200H139ZM242 199V200H241ZM262 201V202H260V200ZM107 200H109L108 202H107ZM127 200V201H126ZM132 200H133V202H132ZM150 200V201H151ZM198 200H193L192 202H196L195 204L197 205V204H199V205H201V206H203V203L202 204H200L201 202H199ZM128 201H129V204H128ZM137 201H139V202H137ZM180 201V200H179ZM242 201V202H241ZM253 202V203H251V202ZM97 202L100 204H98L99 206H97ZM135 202V203H134ZM192 202H190V203H188L189 205L188 206H183L181 209H182V213L184 214V215H186V214H189V212H191V210H194L197 206L194 204V203H192ZM199 202V203H198ZM237 202H239V203H237ZM103 203V204H102ZM115 203V204H114ZM137 203H138V205H137ZM141 203V204H140ZM184 203V201L183 202H181L180 201V204H181V206H182V204ZM90 204L92 205V206H90ZM102 204V205H101ZM133 204V205H132ZM143 204V205H142ZM179 204V205H180ZM235 204V205H234ZM236 204H238V205H236ZM251 204V205H250ZM103 205H105V206H103ZM112 205H114L113 206V208H112ZM141 206V207H138L137 208V206ZM149 205H151L152 207H150L149 208ZM154 205V206H153ZM184 205V204H183ZM192 205H194L195 207H194V209H193V207L191 208L190 206H192ZM241 205V206H240ZM95 206V207H94ZM134 206H136V207H134ZM145 206V207H144ZM148 206V207H147ZM204 206H205V204H204ZM203 206V207H204ZM96 207H98V209L96 208ZM103 207H104V209H103ZM107 207V208H106ZM109 207V208H108ZM186 207V208H185ZM200 207V206H199ZM226 207V208H225ZM96 208V209H95ZM140 208H141V210H140ZM143 208V209H142ZM188 208V210H184V209H187ZM190 208H191V210H190ZM215 208V207H214ZM213 207H212V209H214ZM100 209H102V210H100ZM148 209V210H147ZM149 209H150V211H149ZM151 209H152V212H151ZM156 209V208H155ZM235 209H236V211H235ZM113 210V211H112ZM99 211V212H98ZM119 211V212H118ZM186 211V212H185ZM100 212H101V214H100ZM144 212V213H143ZM185 212V213H184ZM238 212H239V214H238ZM43 213L44 212H42V211H38V210H36L35 212H33L31 215H30V217H28V219L27 220H25L26 222H24L25 224L24 225H28V226H30V227H32L31 228V233H34V226L35 225H39L40 223H43L44 221H43ZM223 213H221L220 214V211H219V213H217L216 215H215V219L213 220L214 222L215 221H217V223L216 224H219L220 225V223L222 224V221H220V223L218 222L219 220H221V219H223V216H224V214ZM85 214V215H84ZM144 214V215H145ZM219 214V216H217ZM223 214V215H222ZM228 215V216H229ZM234 215H237V217L239 218H237L236 219V216L234 217ZM49 216H51V215H49ZM118 216H115V214H114V217L113 218H118ZM147 216V215H146ZM34 217V218H33ZM51 218V217H50ZM149 218H151V217H149ZM219 219V220H218ZM235 219V220H234ZM240 220V221H239ZM31 223H30V222ZM40 221V222H39ZM229 224H228V223ZM233 222H237V223H233ZM239 222V223H238ZM242 222V223H241ZM37 223H39V224H37ZM92 223V222H91ZM93 223H94V221H93ZM92 223V224H93ZM215 223H213L212 222V225H214ZM31 224V225H30ZM33 224V225H32ZM130 223H128V224H124L122 227L123 228H121L122 229V231H123V234L125 235V237L127 236V234L129 233V231H135L136 229H135V227L131 224V225H129ZM228 224V225H227ZM230 224H232L231 226H230ZM52 225H57V224H52ZM91 225V224H90ZM225 225H227V227H228V229L229 228H232V229H229V230H231V234H230V231L227 229V227L225 226ZM223 226H225L226 228H224ZM236 226H238V227H236ZM90 227V226H89ZM89 227H87V228H89ZM132 227V228H131ZM242 227V228H241ZM129 228H131V230H129ZM202 228H203V230H204V232H203V230H202ZM215 228H218V229H215ZM17 229H18V226H17ZM54 229H56V233H55V235H60V236H62V237H67L68 236V231L66 230V229H61L60 227H58V225L57 226H55L54 227ZM128 229V230H127ZM199 229L200 230H202V231H200L201 233L199 234V232H197V230L199 231ZM222 229H224V231H222ZM227 229V230H226ZM125 230H127V231H125ZM215 230V231H214ZM242 230V231H241ZM219 231H221V232H219ZM226 231V232H225ZM229 231V232H228ZM57 232H58V234H57ZM85 232H86V234H85ZM85 232H84V234L85 235H89V231L88 230H85ZM187 232V233H186ZM193 232H194V234L195 233H197V235L198 236H196V234L195 235H193ZM212 232H215L214 234L212 233ZM223 232L225 233V235L226 234H228L229 236L227 237V235L225 236V235H223ZM249 232H251V233H249ZM9 234V236H8V234ZM131 233V232H130ZM129 233V234H130ZM133 233V232H132ZM131 233V234H132ZM220 233V234H219ZM7 234V235H6ZM14 234H15V231L14 230H8V231H6L5 233H4V237H3V239H2V241H4L3 242V244H2V241L0 242L1 244H0V248L2 249V247L4 248V250H1V253L3 252L4 253V251H5V253H8L10 256H8L7 255V257L9 258L10 257V260L8 259V261H11V264L15 261V259H16V257H17V259H16V261L14 262V264H39V262H40V264H98V261H100L99 263L100 264H104V263H106V264H112V262L113 261H116L117 260V262L119 263V264H121V263H123V261H124V263H126V262H128V264H130V263H132V262H129V260H131V258H130V256L128 255L127 256V254H125V256H124V254L122 253H117V252H115L116 250H114V249H111V252L112 253H114V255L115 256H113V258L112 259H114V260H111V261H107V260H104V259H106L107 257L106 256H110V254H111V252H110V249H109V252H110V254L109 255H106L105 256V254H108L107 252H105V254L103 255L102 253H103V251L104 250H102L101 248H99V249H97V250H95V249H92V254H91V257H93V259L95 260V258L96 259H98V261L96 260V261H93V260H91L89 257H84L85 256V254L83 255L82 253H80V252H78V251H72V252H67V249H66V244H63V243H65V242H61V241H58V239H57V241L58 242H56L55 243V245H50L49 247H47L48 246V242L47 243H43V240H41V241H39L40 239L38 238V237H32V235L30 236V237H28V238H25V237H21L20 239L19 238H16L15 236H14ZM133 234H136V232H134ZM133 234H132V236L131 235H129V237H130V239H132V237H133ZM176 234H178V236H176V238H174L175 237V235ZM182 234V235H181ZM200 235V236H199ZM219 236V238H218V236ZM223 235V236H222ZM8 236V237H7ZM12 236H14V239H11V237ZM117 235H113V238L114 237H116ZM172 236H174V237H172ZM183 236V237H182ZM185 236H187L189 239H187V241H186V238H185ZM207 236V237H206ZM217 236V237H216ZM224 237V239L225 240H221V239H223L222 237ZM56 237V236H55ZM128 237V236H127ZM126 237V238H127ZM128 237V238H129ZM181 237V238H180ZM203 237V238H202ZM215 237H216V239H215ZM227 237V238H226ZM35 238V239H34ZM169 238H170V240H169ZM194 238H196V239H194ZM201 238V239H200ZM1 239V238H0ZM11 240V242H6V240ZM21 239H24V240H21ZM27 239V240H26ZM174 239V240H173ZM177 239H180L179 240V242L178 243H175L174 244V242H177L178 240ZM181 239H182V243H181ZM191 239H192V241L194 242L195 241V244L191 241ZM20 240V241H19ZM32 240H34V241H32ZM39 241V242H37V241ZM173 240V242L172 243H170V241H172ZM186 241L185 243L183 242V241ZM205 240V241H204ZM252 240H254V241H252ZM261 240V241H260ZM30 241V242H29ZM36 241V242H35ZM191 243V245H194V246H191V245H189V242ZM203 241V242H202ZM220 241V242H219ZM229 241V242H228ZM246 241V242H245ZM27 242H29L27 245H26V243ZM198 242V243H197ZM200 242V243H199ZM218 242V243H217ZM245 242V243H244ZM4 243H5V245H7V246H3L4 245ZM20 243V244H19ZM180 243V244H179ZM201 243H203V244H201ZM211 243V244H210ZM221 243H222V245H221ZM233 243V244H232ZM239 243V244H238ZM18 246H17V245ZM31 244V245H30ZM45 244H47V246L45 245ZM57 244H58V246H57ZM176 244H178L177 245V247L176 246H174V245H176ZM197 244V245H196ZM199 244V245H198ZM205 244V245H204ZM217 244V245H216ZM227 244H229V245H227ZM2 245V246H1ZM14 245L16 246L15 247V250H14V248H12V246L14 247ZM22 245H23V247H22ZM25 245V246H24ZM60 245V246H59ZM152 245V244H151ZM171 245V246H170ZM180 245H182V249H181V247H180ZM225 245H226V247H225ZM249 245V246H248ZM190 246V247H189ZM197 246H198V249H197ZM210 246V247H209ZM220 246V247H219ZM229 246V247H228ZM8 248V249H6V248ZM11 247V248H10ZM20 247H21V249H20ZM52 247H53V249H52ZM151 247L153 248V249H151ZM150 247V249H151V251L152 250H156V249H158V250H156L158 253H161V252H159L160 251V247L158 248V247H154V246H151ZM180 248V250H179V248ZM205 247V248H204ZM213 247H216L215 249L213 248ZM219 247V248H218ZM232 247H233V249H232ZM243 247V248H242ZM177 248V249H176ZM194 250H193V249ZM201 248H203V249H201ZM207 248V249H206ZM234 248H235V250H234ZM16 249L18 250H20V252L19 251H16ZM35 249V250H34ZM115 249H117V248H115ZM171 249V250H170ZM184 249V250H183ZM185 249H189V252H187V250H185ZM190 249H192L191 251H190ZM217 249V250H216ZM228 249V250H227ZM236 249L238 250V251H236ZM22 250V251H21ZM95 250V251H94ZM102 250V251H101ZM113 250V251H112ZM169 250V251H168ZM178 250V251H177ZM215 250V251H214ZM219 250V251H218ZM222 250H223V252H222ZM227 250V251H226ZM231 250H234V251H231ZM256 250V251H255ZM14 251L17 253V254H13L14 253ZM42 251V252H41ZM94 251V252H93ZM172 251H174V252H172ZM183 251V252H182ZM185 251V252H184ZM197 251V252H196ZM199 251V252H198ZM203 251V252H202ZM212 251H213V253H212ZM217 251V252H216ZM226 253H225V252ZM235 251H236V253L237 254H235ZM246 251V252H245ZM11 254H13V255H11ZM34 252V253H33ZM168 252V253H167ZM181 252V253H180ZM187 252V253H186ZM209 252V253H208ZM214 252H216V253H214ZM218 252H220L221 254L220 255H218L219 253ZM230 252H231V254H233L232 256L230 255ZM233 252V253H232ZM239 252V253H238ZM245 252V253H244ZM19 253V254H18ZM21 253H22V256H21ZM25 253H27L28 255H26ZM42 253V254H41ZM98 253V254H97ZM101 253V254H100ZM186 253V254H185ZM194 255H193V254ZM213 254V256H212V254ZM33 254V255H32ZM39 254V255H38ZM67 254V259H65V255ZM137 254H139V251L138 252H135V253H132V255H137ZM175 254V255H174ZM185 254V255H184ZM210 255V256H208V255ZM218 255V256H216V255ZM222 254L224 255V256H222ZM227 254V255H226ZM250 254V255H249ZM3 255V254H2ZM31 255H32V257H31ZM99 255H102L100 258L102 259V257L104 258V259H100V258H98L99 257ZM119 255H122V256H119ZM157 255V254H156ZM168 255H167V257H168ZM178 255H181V256H178ZM182 255H184V256H182ZM199 255H201L200 257H199ZM205 255V256H204ZM226 255V256H225ZM4 256H6V254L4 255ZM13 256V257H12ZM20 256V257H19ZM30 256V257H29ZM41 256V257H40ZM158 256H159V254H158ZM157 256V257H158ZM175 256H178V257H180L179 259L177 258V259H175ZM210 257V258H207V257ZM221 256V257H220ZM231 256V257H230ZM27 257H28V259H27ZM34 257H36V259L34 258ZM40 258V259H37V258ZM81 257L83 258V262H79V261H77V260H79V259H81ZM111 257V256H110ZM109 257V258H110ZM186 257H188L189 258V260H188V258H186ZM194 257V258H193ZM212 257L213 258H215V259H213L212 260ZM222 257H224V258H222ZM228 257V258H227ZM12 258V259H11ZM14 258V259H13ZM51 258V259H50ZM118 258V259H117ZM126 258L128 259L127 261H126ZM200 258L202 259L201 261H200ZM218 258V259H217ZM226 258V259H225ZM240 258V259H239ZM243 258V259H242ZM248 258V259H247ZM251 258V259H250ZM30 259V260H29ZM33 259H35V260H33ZM43 259H46L47 261H48V263L46 262V260H43ZM73 259H75V261H73ZM111 259V258H110ZM109 259V260H110ZM173 259V260H172ZM175 259V260H174ZM199 259V260H198ZM210 259V261H208ZM239 259V260H238ZM53 260H55V262L53 263ZM150 260H152V259H150ZM168 260V261H167ZM180 260V261H179ZM195 260V261H194ZM203 260H205V261H203ZM206 260H207V262H206ZM212 260V261H211ZM224 260V261H223ZM232 260V261H231ZM237 260H238V262H237ZM252 260H254V262L252 261ZM8 261H6V262H8ZM20 261H22V262H20ZM103 263H102V262ZM106 261V262H105ZM126 261V262H125ZM173 263H172V262ZM178 261V262H177ZM182 261V262H181ZM192 261H194V262H192ZM241 261V262H240ZM6 262H5V264H6ZM31 262V263H30ZM37 262V263H36ZM51 262V263H50ZM108 262V263H107ZM187 262V263H186ZM209 262H211V263H209ZM229 262H231V263H229ZM240 262V263H239ZM9 264H10V262H8ZM175 263V264H176ZM1 264V263H0Z\"/></svg>", "mask_w": 264, "mask_h": 264}, {"label": "snow or ice", "instance_id": "6c2138e0", "mask_svg": "<svg viewBox=\"0 0 264 264\" xmlns=\"http://www.w3.org/2000/svg\"><path fill=\"white\" fill-rule=\"evenodd\" d=\"M262 264H264V262H262Z\"/></svg>", "mask_w": 264, "mask_h": 264}]
</instances>
